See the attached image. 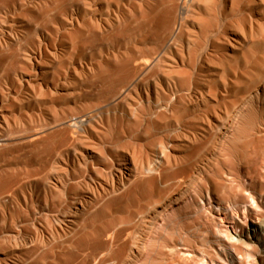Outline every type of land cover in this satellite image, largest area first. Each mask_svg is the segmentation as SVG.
<instances>
[{
    "label": "rangeland",
    "instance_id": "374dc122",
    "mask_svg": "<svg viewBox=\"0 0 264 264\" xmlns=\"http://www.w3.org/2000/svg\"><path fill=\"white\" fill-rule=\"evenodd\" d=\"M26 1L27 2H31V5H29L30 3H27ZM140 1L141 0H48V1H46V0L45 1H43V0H41V1L40 0H38V1L37 0H30V1H28V0H0V22H1L0 23V27H1L0 28V101H1L0 102L1 103L0 106L2 105L1 107L2 108L4 107L2 109L3 110L2 111L3 112L2 115L3 116L4 115H6V116L8 115L7 118L5 116V117L1 118V120H0V136H2V138L0 139V141H8V140H14V139L21 138L23 142H25V141L28 142V141H31V140H34L35 138H37L36 136L39 133H42L41 131L44 132L43 136H45V137L47 135H48L47 137H51L52 135H53L52 137H55L57 134H55L54 132H56V131L58 132L59 129H60V127H58L59 126V123L58 122L56 123V118H61V117L65 116V115H67L69 113H73V114L74 113L77 114V113H81V112H87V113H90V114L92 113L91 115L97 116L99 119H101L102 121H104V123H106L105 124L106 125L105 126L106 127L105 129H107L109 127L110 129L109 128L107 129L109 132L111 130H113L114 128L117 131L119 129V127L121 128V126L123 124V122H122V116L129 112L128 111V108L123 103L124 102V98L123 97H125L127 95L128 89H126V88L123 89L121 95H118V96H116L114 98H111L108 101H107V98L110 97L111 96V93H112L110 91V89H105L104 88L105 91L102 90L101 92L97 91V89L99 87H101V86L104 87L105 84H106L105 85L106 87H108V86L110 87L111 84L114 85V86L115 85L117 86V85H120V84H121V86L122 85L124 86L125 85V82H123V80L124 81L126 80V78H124V77H126L125 74H128L127 72L129 71V67L127 66V61L130 60V61L133 62L132 64L135 67H140L141 68V72L139 73V75L136 76V78H135L136 80H134V82H136V83H142V85H144L146 87H150L151 90L153 91V92L151 91V93H150V99L152 98L153 100L152 99L151 100L150 99L148 100L146 94L144 93L143 100H140V99H138L136 97V101L135 100L128 101L127 103H128V105H133L132 107H133L134 112H136L139 115H142L143 114V116H145L144 128L148 127V123L150 125H152V127L154 129H152L151 126H149V128L151 127L150 129L153 130V131L151 130L152 138L154 137L153 139H156V141L154 142L153 139H150L151 142H149V140L143 141V142L142 141H138V144H137V141H133V143H132V146L133 147H131V145H125L126 146V149L125 150H124V148H125L124 144H126V143L121 142L122 144L121 143L120 144L123 145V146H121L122 148L119 145V150L121 152L122 151H126V152L128 151L131 156H133L134 155V152H136L135 155H136L137 165H138V162H140L139 165L145 166L146 168L147 167L148 168H152V169H153V165H151L152 164L151 163L152 162V159H155V163H161L163 161V158H164V154L162 153L163 151H165V153L168 152L167 154H171V156L173 154H175L176 156L173 155L174 159L177 157L176 160L182 161V160L185 159L183 157H186V156L189 157V154L190 155L191 154H196L197 149L199 147H201L200 145L204 144L205 141H206L205 143H207L208 142V139H210V138H208V136L209 137L211 136L210 132L209 131L207 132V130L204 131L205 130V126H206L205 120H206L207 116H210L211 115V116H213V118L215 117L214 120H215L216 123L218 122L217 123L218 124V127H221V125L223 124L222 125V128H227L226 125L229 123V120H228L229 118L238 119L236 121V124L234 125L236 128L233 126V129L228 134L229 136L226 137V139L228 138V141L229 142L227 140H226L227 142L225 141L226 144L224 143L225 146L222 148V154H220L219 159H217V160H220V162H221V160H223V161L225 160L224 162H226V165L224 164V162L223 163L221 162V164H220V162L217 161V160H216L217 162L214 163V165H213V166L216 167V169L217 168L219 169V166L221 165L222 168L220 167L221 169H219V170H221L222 173H220L221 171L220 172L219 171L217 172V170L215 169V167L212 166L213 172H212V169L211 168L207 170V172L205 173L206 174L205 179H207V180L203 181L202 185H203V187H205L204 190H206L207 188H210V189L213 190L212 192H216L219 189L218 187L220 186L221 182H224L222 180H225V182H226L227 179L230 178L226 182V183H228L229 181H231L233 179V176L232 175L234 174L235 175L234 176V179H233L234 181L235 180H239L240 177H241V180L243 179L242 180L243 182L247 181L245 183H247V187H248L247 190L248 191L250 190L251 187H253V185H254V187H257V189L259 188V190L261 188L263 189L264 188V184H263L264 182H262V181H263L264 178H262L260 176H262L264 174V148L262 149V147H264V143H263L264 142V140H263V138H264V85H263L264 84V0H259V1L258 0H253L255 3L252 2V0H244V1H242V0H146V1L145 0H142L141 1L142 3H140ZM176 1L178 3L176 5H178V7L180 8V10L181 11L183 10V11L181 12V14H179L177 16V18H173V19H175V21L174 20L173 21H171V20L168 21L169 18L171 19L172 17H174L172 11H173V9H174V7L176 5H174L173 3L174 2L176 3ZM162 2L165 5H168L169 2H171L170 3L171 5L165 6ZM166 3H168V4H166ZM248 3H251V4H248ZM181 4H182V6H181ZM199 4H200L201 7L199 6ZM163 5H164V7H162ZM139 6L142 7V8H140V10H139ZM161 7L164 10H162ZM185 7H187L188 9L185 8ZM80 9H81V11H80ZM165 11H166V13H165ZM190 11H191V13H190ZM224 11H227V12H224ZM155 12L157 14H155ZM250 12H251V14H250ZM213 13L214 14L217 13V14H215V16H214ZM245 14H247L248 19H247V16ZM4 15H6L8 18L5 17ZM9 15H10V18L11 19L9 18ZM171 15H172V17H170ZM256 15H258V16L256 17ZM151 16H153V17H151ZM218 17L219 18L222 17V19L221 18L219 19ZM148 18H151L153 21L151 22L150 21L151 19H148ZM203 18H205V19H203ZM212 18H214L215 22H213L214 20ZM166 20L168 22H171V23L175 22L176 23V26H173V25H175V23H173L171 25V27H170L169 23ZM195 20H196V22H195ZM255 20H256L257 23H254ZM44 21H45V23H44ZM79 21H81V22H79ZM84 21H85V23H84ZM98 21H100V22H98ZM139 21H141V22L139 23ZM136 22H138V23H136ZM153 22H155V23H153ZM101 23H103V24H101ZM151 23H152V25H151ZM134 24H135V26H134ZM136 24L138 25V27H137ZM139 24H140V26H139ZM142 24L144 26H142ZM146 24L149 25V26H146ZM165 24L166 25H169V26H165ZM210 24H212L213 27H211ZM230 24H232V25L230 26ZM2 26H3V28H2ZM132 26H134V27L132 28ZM164 26L166 27V31L168 29L169 32L168 31L167 32L165 31V27ZM208 26L211 29H209ZM124 27L125 28L128 27V29H125ZM141 27H144V28H141ZM226 27L228 28V31H226V30L223 31V28L225 29ZM120 28H121V30H120ZM122 28H123V31H122ZM93 29H94V32H92ZM95 29H96V32H95ZM116 29H117V31H116ZM119 30H120V32H119ZM163 30H164V34H163ZM97 32H99V33H97ZM93 33H95V34L97 33V34L95 35ZM100 33H101L102 36L100 35ZM112 33H114L115 35L112 34ZM122 33H124V34L122 35ZM186 33H187V35H186ZM110 34H112L113 37ZM119 34H121V35H119ZM126 34H128L127 37L125 36ZM106 35L110 38V40H108L109 38L107 39V36ZM94 36H99V37L96 38ZM114 36H116V37H114ZM186 36H188V37H186ZM104 37H105L106 40L104 39ZM4 38L6 39V41H5ZM103 40L105 42H103ZM171 40H172V42L169 43V41H171ZM52 42L53 43L55 42V43L50 45L49 43H52ZM43 43H44V45H43ZM94 43H95V45H94ZM249 43H250V45H249ZM72 44H73V47H72ZM209 44H210V47H209ZM47 45H50L49 46L50 49L48 48ZM52 45H53V48H51ZM17 46H18V49H17ZM97 46L99 47V49H98ZM217 47H221V49H222V50H219V54H217L218 53V49H216ZM209 48H211V49H209ZM223 48L225 49L224 51H223ZM46 49H47V51H45ZM15 50H16L17 54H15L16 53ZM105 50H106V52H105ZM51 51H52V53H51ZM151 51L154 52V54L152 52L153 55L151 54ZM124 52H126V53H124ZM12 53H14V54H12ZM18 53H20V54L18 55ZM44 53H46V54H44ZM157 53H159V54H157ZM200 53H202V55ZM150 55H151V57L153 56L152 59H151ZM154 55H156V56L154 57ZM214 55H215V57H214ZM142 56H144V57H142ZM183 56L185 57V59H184ZM192 56L194 57L193 58V61H195V59H197V61H195L196 63L194 62L195 64L192 62ZM222 56H223V58H222ZM100 57L102 58V60L100 59ZM141 57H142V60H141ZM145 57L146 58H149V59H146ZM198 57H200V58H198ZM38 58H39L40 61L38 60ZM221 58H222V60H221ZM93 59H95V60H93ZM206 59H207V61H206ZM219 59L222 62L221 65H219L220 64ZM224 59H225V61L227 63H225ZM230 60H231V62H230ZM94 61H95V64L92 63ZM97 61L100 62L99 63L100 65L97 63ZM117 61L120 62V64L123 65V66H121L122 69L120 67V69L117 70L118 68H117V66L115 64V62H117ZM199 61H200V63H199ZM214 61H215V63H214ZM170 63H172V64H170ZM73 64H75V65H73ZM188 64L190 65V67H189ZM84 65H85V67H84ZM91 65L92 66L94 65V66L92 67ZM178 65H180V66H178ZM199 65L201 67L200 70H198L200 68V67L198 68ZM62 66L64 67V69L62 68ZM192 66H195V67H192ZM28 67L31 68V69H29ZM126 67H128V69ZM186 67H189V68H186ZM227 67H228V69H227ZM167 68H169V69H167ZM176 68H178V69H181L182 68V69L179 72V70H177ZM212 68H213V70H212ZM25 69H27L26 70L27 72L24 71ZM174 69L176 71H174ZM183 69H184L185 72L183 71ZM53 70H54V72H53ZM69 70H70V72H69ZM37 71L40 72V73H38ZM61 71H64V72H61ZM182 71H183V74H181ZM196 72H199L200 73V74L198 73L200 75V76L198 75L199 77L197 76V73ZM165 73H166V75H165ZM173 73H174V75H173ZM177 73H178V75H176ZM201 73L202 74H205L206 73V74L205 75H202ZM221 73H223V74L221 75ZM112 74H115V75H112ZM119 74L122 75V76H120ZM140 74L143 75V76H141ZM191 74L193 76H190ZM24 75H26V76H24ZM104 75H105V77H107L106 79L105 78L102 79V77H104ZM106 75H109V76H106ZM152 75L153 76L155 75V78ZM22 76H24L25 78H29V76H32L31 77L32 78L31 80H32V83L33 84L32 83L26 84V85L23 84V83L22 84H19V79ZM165 76L167 78H165ZM99 77H101V78H99ZM150 77H151V81H150ZM186 78H187V80H184ZM188 78H190V79H188ZM99 79H101V80H99ZM114 79H115V82H114ZM146 79H147V81H146ZM195 79H197L198 82H199V83H196L197 84L196 86H195L194 83L197 82V80H195ZM200 79H202V80H200ZM61 80H63L64 82L63 81L61 82ZM86 80H87L88 83L86 82ZM117 80H119L120 82L117 81ZM144 80H145V82H144ZM153 80H154V82H153ZM189 80H192V81H189ZM17 81H18V84H17ZM59 81H60V83H59ZM82 81H83V83H82ZM166 81H168V82H166ZM180 81H182L181 85H183V89L185 90L184 91L183 89H181L183 92L180 91V89L176 90V89L173 88V87H175L174 85H180V83H179ZM184 81H186V82L184 83ZM84 82H86V83H84ZM92 82H94V83H92ZM116 82H118V83H116ZM187 82H188V84H187ZM189 82H190V84H189ZM97 83H98V85L95 86V84H97ZM102 83H103V85H102ZM99 84L101 86H99ZM156 84L160 85L161 86V90H163V92H160L159 91V95L160 96L159 95L157 96L156 94H152L155 91V86L154 85H156ZM191 84L192 85L194 84L193 85L194 88H193V86H191ZM213 84H215V85H213ZM220 84H221V86H220ZM187 85H190V86H187ZM210 85H211V87H210ZM84 87H86V88H84ZM131 87L132 86H130L129 88H131ZM185 87H186V89H185ZM188 87L189 88L192 87L193 88V89L191 88L192 91ZM198 87H200V89ZM19 89H22V90H19ZM56 89H59V90L57 91ZM203 89H205V91ZM262 89H263V92H262ZM52 90H54V91H52ZM167 90H169V91H167ZM171 90H173V91L176 90L177 92L178 91L179 92L177 93L175 91V93H174ZM187 90H189V91H187ZM211 90H213V91L215 90V94H213L214 92L211 91ZM55 91H57L58 93L57 92L55 93ZM72 91H74V92H72ZM228 91H229V95H228ZM20 92H22V93H20ZM92 92L94 93V95L92 94ZM189 92H191V93H189ZM220 92L221 93L223 92V94H221ZM4 93H5V95H4ZM13 93H15L16 95L13 94ZM183 93H185V94H183ZM186 93H187V95L188 94H193L192 95L193 96V101H194L193 104L190 103V101H189L190 98H189V96L186 95ZM201 93H206L205 97H207L208 99L205 100V101H200V99H201L200 98ZM208 93H210V94L208 95ZM211 93H212V95L215 96L214 97V98H216L215 100H214L213 96L211 95ZM175 94H178V95H175ZM1 95H3V97ZM161 95H163V96H161ZM166 95L167 96L175 95L174 98L175 99L177 98L178 100L176 99L177 100L176 101L175 99H173L172 98L173 96H171L170 99H169V97H167ZM219 95H222V96H219ZM227 95L229 96L228 97V100L229 101L227 100ZM17 96H18V98H17ZM164 96L167 97V98H163ZM180 96H183V97H180ZM19 97H20V99H19ZM120 97H121V99H120ZM171 98H172V100H171ZM181 98H182V100H181ZM183 98H184V100H183ZM53 99H55V100H53ZM57 99H59V100H57ZM165 99L166 100H169V101L167 102ZM217 99L220 100V102H218ZM225 99H226V103H225ZM52 100H53V102H52ZM160 100H161V102H159ZM210 100H211V103H210ZM81 101H83V103ZM90 101H91V103L92 102L93 103L91 104ZM116 101H118V102H116ZM141 101H142V103H141ZM174 101H175V104H174ZM181 101H183V102L182 103H179ZM197 101H199V102H197ZM221 101H223V104H225L224 106H221V105H223V104H221L222 103ZM94 102H95V106H93L94 105ZM5 103H7V104L5 105ZM35 103L38 104V105H36ZM68 103H69V106L70 107L68 106ZM87 103H88V105H87ZM102 103H103V105H101ZM13 104H15V107H14ZM48 104H50V106H48ZM51 104L54 105V106H52ZM136 104H137V107H136ZM149 104H150V106H149ZM227 104H229V105H227ZM42 105H43V107H42ZM174 105H176V106H174ZM213 105L214 106L216 105L218 107V109H217L216 106H215L216 107L215 108ZM226 105L229 106V107H227ZM60 106L63 109L62 108L59 109ZM117 106H118V109H117ZM177 106H179V107H177ZM211 106H212V109L213 110H214V108L217 110V116H216V111H213L211 109ZM36 107L40 108V110L37 109ZM56 107H57V109H56ZM104 107H106V108H104ZM144 107H146L145 108L146 113L148 112V108H149L150 114H147L146 115V113H142L141 112L142 113L141 114L139 112L140 109L141 110L142 109L144 110ZM173 107H177V109H175ZM208 107L210 108V110H212V111H210L211 114L210 113H207L209 111V108ZM35 108L37 109V111H36ZM71 108H73V109H71ZM138 108H140L139 111H138ZM151 108H153V110H155V111L152 112L153 110ZM173 109H175L176 111L175 110L173 111ZM219 109H220V111H219ZM243 109H245V111H243ZM6 110H8V111H6ZM88 110H90V111H88ZM115 110H117V111H115ZM202 110L203 111L205 110V113L202 112ZM206 110H208V111H206ZM236 110H238V111H236ZM25 111H26L27 114L25 113ZM33 111H35V112H33ZM199 111H200L201 114L199 113ZM161 112H162L161 115H163V117H161V115L159 117H161V118L164 119L165 114H167L166 115V120L167 121H165V119L162 120L161 118L160 119L158 118L157 115L160 114ZM163 112H166V113L163 114ZM105 113H107V114H105ZM184 113H186V114H184ZM188 113H191V116L192 117H190V114H188ZM196 113H198L197 114V117L195 116ZM202 113H204V115H207V116H204ZM240 113L242 114V116H241ZM180 114H182V115H180ZM183 114L186 115V116H184ZM187 114H188V116H187ZM192 114H195L194 117H193ZM24 115H26V116H24ZM40 115H42V117ZM199 115H202L201 118L203 117L204 120L201 119ZM35 116H37V117H35ZM168 116H172L173 120H172L171 117H170V119H168L167 118ZM173 116H176V117H173ZM27 117L30 119L31 122L28 120ZM103 117L104 118L107 117L106 119L108 120V127H107V120L104 119ZM149 117L151 118V120H150ZM217 117H218L219 120L217 119ZM10 118H12V119H10ZM147 118H148V120H147ZM6 119H8V121ZM181 119L184 120V121L193 120L192 121L193 124H192L191 121L189 123H190L191 126H193L192 128H194V129H192L190 125L186 124L188 122H186V123L185 122H182ZM14 120H15V123H13ZM17 120H18V122L20 121L19 122L20 125L17 122ZM119 120H120L121 124H118ZM175 120H177V121L175 122ZM2 121H3V123H2ZM147 121H149V122H147ZM155 121L157 122L156 124L154 123ZM162 121H165V122H162ZM35 122H36L37 125L35 124ZM150 122L151 123L153 122L154 123V126H153V123L151 124ZM237 122L240 125L239 127L237 126V124H238ZM12 124H13V126H12ZM27 124H30V125L28 126ZM114 124L119 125V126L118 127H115V126L112 127L111 125H114ZM169 125L171 126L172 129L170 128ZM173 125H175L176 128H173L174 127ZM177 125L180 126V127L178 128ZM185 125H186V127H184ZM196 125L198 127H201V128H198ZM155 127H156V129H155ZM162 127L163 128L165 127L164 130H163ZM183 127L185 128L184 130L187 129L186 130L187 132L186 131L182 132L183 131ZM34 128H36V130ZM167 128H170V129H167ZM195 128L197 130H195ZM115 129L113 130L114 132L112 131L113 134L115 133ZM160 130H161V132H160ZM191 130L193 132H196L197 135L199 136V138L201 137L200 139H202L200 141L199 145L197 146V148L195 147L196 150L194 149V147H191L189 145V142H190L189 139H190V137H192V134L193 135L196 134V133H193ZM18 131H19L20 134L18 133ZM25 131H27V132L25 133ZM132 131H134V133H135V128L134 127H133V130ZM188 131H189V133L191 132V134H189ZM215 131H217V130H213L214 133H215ZM233 131H235L234 132L235 134H233ZM237 131H239V132H237ZM112 132H110V134H112ZM157 132H159V135H157L158 134ZM198 132H199V134H198ZM250 132H252V133H250ZM103 133H107V132L104 130ZM186 133H188V134H186ZM207 133H209V134H207ZM238 133H239L240 136L238 135ZM206 134H207V136H206ZM153 135H156V137L157 136H159V137L162 136V137L159 138V140L161 139L162 142L164 141L163 143L161 142V144L159 143V145L161 147L158 145V142H160V141H157V138L155 136H153ZM233 135L234 136L237 135V136L234 137ZM181 136L184 137V140H183V138ZM29 137H35V138L34 139L31 138V139L28 140ZM170 137L171 138L173 137V138L171 139ZM174 137L175 138H178L177 141H175L176 139ZM204 137H206V138H204ZM179 138H181V140ZM261 139L263 140L262 142H261ZM166 141L169 144L166 143ZM139 142L142 143V144H140ZM148 142H149V144H148ZM152 142L154 144L156 143L158 146L157 145L154 146V144ZM184 142L186 143V146L187 147L185 146V143ZM146 143L148 145H152V144L153 145L151 147H148V145ZM150 143H152V144H150ZM259 143L262 144V146H260ZM138 145H140V146H138ZM164 145H165V148L162 147ZM226 145H228V146H226ZM128 146H129V148H127ZM169 146H170L171 149H173V148L174 149L171 150L170 148H168ZM173 146H175V147H173ZM138 147H139V151H138ZM153 148H154V150H153ZM157 148H160V149L156 150ZM175 148L177 150H175ZM189 148H191V149H189ZM225 148L228 151H225L226 150ZM141 149H143L144 151L143 150L141 151ZM27 150L28 149H26V150L25 149H22L20 152L19 151L18 152H15L13 154V157L10 156L11 157L10 158L11 160L9 158H6L5 159L4 157H7L6 155L0 156L1 157L0 158V161L2 160L0 162V164L1 163H4V165L3 164L0 165V169L1 170H3V168H4L3 171H0V174L2 176H5V174H8L9 172H12L13 171V167H14V170H15L14 173H17V172L19 174H21V173H28V175H29V177L31 179V180L30 179L28 180L27 179L28 176H25V178L22 179V177H24L22 175L21 177H19L21 179V181H20V179H18V180H16L17 183L15 181V182H13V183L10 184V186H11L12 189L10 188L9 185L8 186L5 185V189L3 191H1L0 194L3 195V192L4 191H7V192H4L5 194L3 196L2 195H0V196L3 197L4 200L7 202V199L11 195H13L15 193L14 194V195H16L15 197L17 199L19 198L17 200V203L18 204L20 203L19 204V206H20L21 204L24 203L23 200H22V197L20 195H22L23 192H25L27 189H29V190H27L26 192H29V193H32L33 194L34 189H35L36 195H35V193L33 194V195H35L34 196L35 197V199H34L35 201H34V203H32V205H35L37 203L38 205L37 204L36 205L38 207L39 206V203H41V202L43 203L44 200H45L44 199V193L42 192L43 189H42V187L39 184L41 182L40 176L42 174H43V176L46 175V174H49V172H50L49 170L50 169L47 168V167H48V163L51 160V156L48 155V156H45V157L39 159L38 156L35 155V154L32 155V156H31V154L27 155L25 153V152H28L29 151V150L28 151ZM146 150H147V152H146ZM193 150L195 151V153H194ZM172 151H173V153H172ZM191 151H193V152L191 153ZM144 152H145V154H143ZM138 153H141V155L143 157L140 154H138ZM146 153H147V155L149 157L146 155ZM186 153L187 154L189 153V154L188 155H185ZM223 153H226L229 156L227 155V158H226L225 154H223ZM15 154H16V157H18L19 159L14 156ZM17 154H20V155L18 156ZM162 154H163V157L160 156ZM183 155H185V156H183ZM146 156L148 157L147 160H146V158H144ZM34 157H36L37 159L34 158ZM47 157H48V159H47ZM140 157H142L145 160H143L142 158L140 159ZM158 157H159V159H158ZM178 157H181L182 159L181 158H178ZM13 158H15V159H13ZM25 159H27V160H25ZM29 159L31 160V162L29 161ZM6 160L7 161H10V163L9 162L7 163ZM14 160H15V162H14ZM5 161H6L7 164L5 163ZM21 161L25 162V165H27V166H24L23 165V162H21ZM18 162H20V163H18ZM43 162H44V164H43ZM141 162H142V164H141ZM28 163H29V165H28ZM10 164H11V166H9ZM217 164H218V167H217ZM32 165L35 168L32 167ZM15 166L17 167L16 169H15ZM19 166H20V168H19ZM36 166L37 167H41V169L40 168H37ZM224 166L225 167L227 166V169L228 170H226V168ZM10 167H11L12 171L10 170ZM22 167H24V169ZM25 167H26V169H25ZM18 168L21 171V173H20L19 170H17ZM5 169L6 170L8 169V170L6 171ZM36 169H39V170H36ZM183 169H185V168H183ZM22 170H25V171H22ZM32 170H33V172H32ZM34 170L37 171V172L35 173ZM182 170L180 169L179 171L181 172ZM229 170L230 171L232 170V172H230ZM187 171H188V169L186 168L185 171L184 170L182 171L183 173L181 172L182 175L184 174L183 177H182L181 173L180 174L178 173L179 174V177H180V178H177L178 176L176 177L178 180H176V179H175L176 181L175 180H172V181L170 180L171 182L170 181H167L166 182L167 184H165V182H164L161 185H159V187H156L154 190L155 191L158 190V192H155V194H154V191H152L153 193H150V195H149L150 196V199L146 195H145L146 197L141 198V200L143 199L147 203H145L144 201H142V202L140 201V203H138V204L139 205L143 204L145 206V204L153 203V204H150L149 205L150 206L149 210H150L156 203L159 202L158 200L163 199V198H160L162 195L165 196L164 194H166L167 192L168 193H170V191L172 192V190H175V189H173L174 187H178L176 185V183L178 185H180V183L183 182V180H185V178H186L185 176L188 175ZM215 171L218 174H220V175L221 174L224 175L223 176L224 179L222 178V180H220L222 176L220 177V175H218L217 173H215ZM240 171H242L243 174ZM227 172H230V173H227ZM2 173H4V174H2ZM34 174L36 176H34ZM38 174L40 175L39 177H38ZM209 174L211 176H214V177H211L212 179L209 178L208 177ZM215 175L219 176V179H217V177ZM236 175H238L239 177H237ZM2 176H0L2 178V179L0 178L1 179L0 180V183H3L5 181V180H3V177ZM257 176L260 177V179ZM32 177H36V179L35 178H32ZM246 177H248V179ZM249 177H250V179H249ZM252 177H253V180H251ZM213 178H214V180H213ZM261 178H262V181H261ZM256 179H257V182L258 183L257 182L255 183ZM23 180L26 181V182L23 183L24 182ZM215 180H217V181L220 180L221 181V182L219 181L220 182L218 184L219 186L217 185V183H216ZM233 180H232L231 184L229 183V187H228V190L230 191L229 192L230 194L233 192V190L236 189L238 191L240 189L236 185L237 181H236V183H234ZM206 181H209V182H206ZM251 181H252V183H251ZM261 182H262V185H260ZM204 184H205V186H204ZM207 184H209L210 186L207 185ZM17 185H18V187H16ZM171 185H173L172 186L173 188L171 187ZM235 185L237 187H235ZM169 186H170L169 189H171L170 191H168V189H167ZM249 186H251V187H249ZM15 187H16V190H15ZM36 187H38V188L36 189ZM216 188H218V189H216ZM166 189H167V191H166ZM257 189H255V191H254V188L253 189L251 188V190L253 192H255V193H256V190ZM262 189H261V191H263V194H264V189L263 190ZM240 190H241V192H244L242 189H240ZM251 190L249 191V193L252 192ZM259 190L257 191V193L258 194H261V191H259ZM77 191L74 189V192L72 191V193L76 195ZM221 192H222V194H219L218 193L219 198L224 199L225 201H227L226 198L229 196V195H227V194H229L228 191H226L224 193H223V191H221ZM6 193H8V194H6ZM157 193H159L160 195L157 194ZM205 193L206 192H204V194ZM225 193H226V195H225ZM244 193L246 195V192H244ZM249 193H248V195H249ZM151 194L152 195L154 194L156 196L158 195L157 197L153 195L154 201L151 198L152 197ZM236 194L239 195V191ZM236 194H235V191H234V194L233 195L235 196ZM241 194H240V196H241ZM7 195H10V196H7ZM248 195H246V197H248ZM4 196H6V197H4ZM166 196H168V195L166 194ZM205 196L206 197H205V200L204 201L206 202L207 195H205ZM73 197H75V196H73ZM242 197L244 198L245 196L242 195L240 197L242 199L241 201H244V200L247 199V198L243 199ZM20 198H21V200H20ZM76 198H77V196H76ZM146 198H147V200H145ZM151 200H152V202H149ZM59 201L60 200L57 199V202H59ZM154 202H156V203L154 204ZM244 202H247V200L244 201ZM135 204L133 206L134 212L137 211V208H138V211L140 209V212H144L145 213L146 211H149L148 208H146V206L143 208L142 205H141L142 206L141 207V206H139V205L136 204L137 205V208H135L136 207ZM23 205H24L25 208L23 207ZM23 205H21L23 207L22 209L19 206H17V209H16L15 208L16 206H15L14 208L16 209L15 210L16 212L14 210H13L14 212L11 210L9 212V214H8V212L6 210H3V209L0 210V215L5 212L2 215V217L0 216V219L2 220V221L0 220V222H1L0 223V226H6L7 224L10 225V223L12 224L13 220L15 221L14 218H18V217L24 215L23 210H26V206L27 207H31L30 204H29V206L27 204L26 205L23 204ZM190 205L191 204H188L186 207L184 206L187 209H183L184 208L183 207L181 209V212L178 215L179 217L175 218V220H173L172 222L168 223L167 225L162 224L161 225V228L158 229L160 232H158V230H156V231L155 230H153V231L151 230L152 231V237H153V239L151 237V233H150L151 231L147 234V240L148 241H145V242H148L149 243V241H151L150 242L151 244L149 243L150 246H149L148 243L147 244H144V246H147L146 247L147 249L146 248L144 249V250H146V253L144 251L143 257L140 258V259H138V261L136 263H139L140 264L141 261H142V259L144 257H145L144 260L145 259L147 260V261L145 260L146 263L148 262V260H150L148 262V264L149 263L150 264L151 263L152 264H167V262H172L171 261L172 259H168V258H171V257L166 258L167 256H169L166 253H168V248L169 247H172L173 245H171V244H173L175 241L178 242V243L175 242L178 245L180 243L181 244H184L185 242L188 244L190 242L189 240H192L189 244H190V247L192 249H196L194 251H197L198 248H196V247H200V246H202L201 247V250H203L202 248L205 247L204 250L206 252H210V251L212 252L211 249H214V248H212V246H214L215 249H218V247H219L218 241L215 242L213 240L212 241L211 240H208L209 238L211 239V236H212V231L210 230V225H212V224L208 223V221H207V218L209 217L207 211L204 210V209H202V211L200 209L198 210V208H196V206H193V205L190 206ZM133 208H131V209L133 210ZM132 210L130 212L131 214L133 212ZM187 210H188V212H187ZM195 210H197V211H195ZM41 211H42V208H41ZM204 211H205V214H206L205 216L207 218L203 214ZM134 212H133V216H130V217H125L126 213L121 214V215L122 216L124 215L123 217L127 218L128 220H129V218H131V219L133 218V221H134L135 220L134 217L136 216V214ZM232 212L233 211H229L228 214H232L233 215ZM42 213L43 212H40L39 214H37L38 217L35 216L36 218L32 219L31 221L32 222H34V221L36 222L37 219L39 220L38 222L40 224L37 223V222L36 223L39 226L41 225L42 227L41 226L40 227L42 229H44V230L46 229L45 231L47 233L45 234V236L47 237V239H45L46 238L45 236H44L45 238L43 240H42V238L41 239L38 238V236L36 237V235H37L35 233L36 231L34 230L33 227L30 226L29 228H27L28 231L25 232L26 235L24 234L26 236V239L28 240V242L32 241L33 242V245H34V243L37 244L36 242H38V241L39 242H43L44 241V242H50V243H52V242H55V243H65V242H68V239L71 240L72 233L70 234V231H68V232H66V231L65 232L64 231L63 232L62 231L61 232L60 231L57 232L56 229L58 227H56V226H58V222H54V221L51 222L50 221V219L54 216V213L53 212L51 213V214H53V216L52 217H49V218H45L43 215H41ZM45 213H47V212H45ZM240 213L238 214L239 220L236 217L237 214H235L236 216L233 215V219L230 218L232 215L231 216L228 215V218H230L232 221H230V220L228 221V219H227V221L230 222V223H227L226 220L223 221L222 222V223H224L223 226L219 224L220 221H217L218 222L217 225H220V226L219 227L217 226V228H218L217 229V228H214V225H213V230H216L215 232L218 231L219 233H221L223 235V233L227 229L226 227H229L230 230H232L233 225H234V222L237 221L238 223L240 222V224H242L243 222L246 223L245 222L246 220L244 219V214L243 213H242L243 214L242 215L243 218L240 220V218H241L240 217ZM256 213L259 214V215L254 214V217H256V216L261 217L262 216L261 218L264 219V217H263L264 216V211L263 210L260 211V212H256ZM10 214L13 217V218H11V220H10ZM202 214H203V217L204 218L202 217ZM17 215H18V217H17ZM3 216L6 217V218L8 217V218L6 219ZM40 217H42V218H40ZM191 217L192 218L195 217L194 218L195 220L193 219L195 222L197 221L196 219L198 217L199 224H200V221L202 220L201 221V225H204V226H201L200 225L198 227L197 226L198 221L196 223L193 222V223L196 224V225L194 224L195 226L194 225L191 226V224H193L192 223L193 220H192ZM199 217H201L200 220H199ZM250 218L251 217L248 216V219L247 220L249 221V220L252 219V218L251 219ZM41 219H43V221ZM131 219H130V222H131ZM5 220H6L7 223L4 224ZM44 220H45V222H44ZM48 220H49V222H48ZM51 220H53V218ZM203 221H205V222L202 224ZM206 221L210 225H208L206 223ZM249 222H251V221H249ZM42 223H44V224H42ZM205 223H206V226H205ZM24 225L25 224H22V227ZM226 225H228V226H226ZM189 226L193 228L192 231L190 230L191 228H189ZM47 227H48V229H47ZM53 227H56V228H53ZM181 227H182L183 230L180 229ZM206 227H207L208 230L206 229ZM125 228L126 227H124V229L123 228L120 229V231H119L120 233L118 232L117 237L115 236L114 233L111 234L110 236H112V237H110V240H114V238L115 239L118 238V240H120V239L122 240L124 238L122 241L124 242V244H126V242L129 241V235L131 236L130 237V240L132 239V234H133L132 232H134V230H132L130 228L128 229V227L125 230ZM196 228L198 230H195ZM203 228H205L204 229V232L205 233L202 232L203 231ZM222 228L224 229V231H223ZM188 229H189V231H188ZM200 230H202V231H200ZM126 231H128V232H126ZM129 231H130V234H128ZM184 231H186V232H184ZM222 231H223V233H222ZM32 232L35 234V237L38 238L37 240L32 235L33 234ZM48 232L51 233V234H48ZM56 232L58 233V235L56 234ZM181 232L183 233V235H182ZM196 232L199 235H196ZM208 233L211 234V236H208L209 235ZM149 234H150V236H149ZM160 234H162V235H160ZM237 234L239 235L240 232L237 233ZM24 235H23V237H25ZM48 235H51V237L48 236ZM125 235L126 236L128 235V236L126 237ZM187 235L188 236L190 235V237H188ZM119 236H120V238H119ZM136 236H139V233H137ZM154 236H155V238H154ZM159 236H160V239H159ZM186 236L189 239L185 240L186 239ZM59 238H60V240H59ZM199 238H200V240H199ZM205 238H206V240H205ZM61 239H63V240H61ZM125 239H127V240H125ZM157 239H158V241H157ZM154 240L157 241V243L156 242H153ZM195 241L197 242V245L198 246L195 245V243H196ZM202 241H203V243H205L206 241H208V243L206 242L205 245L204 244L202 245V243H201ZM152 243L154 245L153 248L151 246ZM186 243L184 245H187ZM165 244L166 245L167 244H170V245H168L167 247H165L166 246ZM189 244H188V246H189ZM193 245H195V246H193ZM255 246H253V249H255V251L252 250L251 253L254 254V255L253 254L252 255H253V257L255 256L256 259H255V257L254 258L253 257L250 258L249 260L253 259V260H251L253 262L250 261V263H249V261L248 262L246 261L247 264H252V263L255 264L258 261H260L259 259H261L260 258L261 256H264V253H263L264 248L263 247H260V246H258L260 248H258V247L255 248ZM162 247H164V248L162 249ZM209 247H210V249H209ZM166 248H167V250H166ZM207 248L209 249V251H207L208 250ZM149 249L151 250L152 256L150 255V250ZM152 249H153V251H152ZM161 249L163 250V252L161 251ZM204 250L202 252H204ZM198 251L200 252V249ZM147 252H148V254H147ZM163 253H165V254H163ZM256 254H257V256H256ZM161 255L162 256L164 255L165 258L164 259L161 258ZM179 255L176 256V259L178 258ZM258 256H259V258H258ZM149 257H150V259H149ZM158 257H160V259H158ZM179 257L180 258L182 257V259H181L182 261H183V259L186 258L185 256H179ZM183 257H185V258H183ZM180 258H178L177 260L179 261ZM157 260H158V262H157ZM162 260H166V261L165 262L164 261L162 262ZM255 260H257V262ZM143 261H142V264H144ZM154 261H156V262L154 263ZM107 264H109V263H107ZM183 264H186V262H184ZM225 264H233V263L231 261H229V263L227 262ZM257 264H259V263H257Z\"/></svg>",
    "mask_w": 264,
    "mask_h": 264
},
{
    "label": "bare ground",
    "instance_id": "6f19581e",
    "mask_svg": "<svg viewBox=\"0 0 264 264\" xmlns=\"http://www.w3.org/2000/svg\"><path fill=\"white\" fill-rule=\"evenodd\" d=\"M28 1H30V0H28ZM38 1V0H37ZM41 1V0H40ZM43 1H45V0H43ZM46 1H48V0H46ZM142 1V0H141ZM140 1V3H142ZM146 1V0H145ZM144 1V2H145ZM242 1H244V0H242ZM259 1V0H258ZM27 2V1H26ZM143 2V3H144ZM164 2V1H163ZM162 2V3H163ZM189 2V1H188ZM187 2V3H188ZM191 2V1H190ZM237 2V1H236ZM252 2H254L253 0H252ZM27 3H30L29 5H31V2H27ZM26 3V4H27ZM99 3V2H98ZM110 3V2H109ZM115 3V2H114ZM151 3V2H150ZM171 2H169V4L168 3H166V4H168V5H171L170 4ZM255 3V2H254ZM2 4V3H1ZM18 4V3H17ZM35 4V3H34ZM108 4V3H107ZM106 4V5H107ZM145 4V3H144ZM164 4V3H163ZM174 5H176V4H178L177 3V1H176V3L174 2L173 3ZM172 4V5H173ZM180 4V3H179ZM191 4V3H190ZM236 4V3H235ZM248 4H251V3H248ZM94 5V4H93ZM139 5V4H138ZM165 5V4H164ZM164 5L162 6V7H164ZM168 5H165V6H168ZM202 5V4H201ZM19 6V5H18ZM118 6V5H117ZM116 6V7H117ZM181 6H182V4H181ZM199 6H200V4H199ZM203 6V5H202ZM241 6V5H240ZM239 6V7H240ZM14 7V6H13ZM92 7V6H91ZM97 7V6H96ZM108 7V6H107ZM112 7V6H111ZM151 7V6H150ZM162 7H161V9H162ZM188 7V6H187ZM187 7H185V8H187ZM201 7V6H200ZM253 7V6H252ZM78 8V7H77ZM81 8V7H80ZM84 8V7H83ZM95 8V7H94ZM140 8H142V7H140L139 6V10H140ZM236 8V7H235ZM188 9V8H187ZM191 9V8H190ZM201 9V8H200ZM116 10V9H115ZM160 10V9H159ZM162 10H164V9H162ZM185 10V9H184ZM198 10V9H197ZM204 10V9H203ZM215 10V9H214ZM6 11V10H5ZM21 11V10H20ZM80 11H81V9H80ZM101 11V10H100ZM122 11V10H121ZM153 11V10H152ZM158 11V10H157ZM183 11V10H182ZM181 10H180V8L178 7V5H176L175 7H174V9H173V11H172V13H173V16L174 17H172V15L170 16V17H172L171 19L169 18V20L168 21H175V19H173V18H177V16L179 15V14H181V12H182ZM217 11V10H216ZM252 11V10H251ZM7 12V11H6ZM19 12V11H18ZM108 12V11H107ZM119 12V11H118ZM161 12V11H160ZM189 12V11H188ZM200 12V11H199ZM224 12H227V11H224ZM223 12V13H224ZM24 13V12H23ZM22 13V14H23ZM77 13V12H76ZM91 13V12H90ZM165 13H166V11H165ZM171 13V14H172ZM190 13H191V11H190ZM13 14V13H12ZM20 14V13H19ZM21 14V15H22ZM120 14V13H119ZM133 14V13H132ZM155 14H157L156 12H155ZM195 14V13H194ZM200 14V13H199ZM204 14V13H203ZM214 14V13H213ZM215 14H217V13H215ZM215 14H214V16H215ZM250 14H251V12H250ZM17 15V14H16ZM74 15V14H73ZM107 15V14H106ZM123 15V14H122ZM201 15V14H200ZM199 15V16H200ZM246 16H247V14H245ZM5 17H7L6 15H4ZM19 16V15H18ZM104 16V15H103ZM102 16V17H103ZM154 16V15H153ZM153 16H151V17H153ZM162 16V15H161ZM181 16V15H180ZM202 16V15H201ZM206 16V15H205ZM218 16V15H217ZM245 16V17H246ZM258 15H256V17H257ZM15 17V16H14ZM160 17V16H159ZM253 17V16H252ZM255 17V16H254ZM8 18V17H7ZM9 18H10V15H9ZM75 18V17H74ZM96 18V17H95ZM104 18V17H103ZM189 18V17H188ZM201 18V17H200ZM219 18V17H218ZM221 19H222V17H220ZM219 18V19H220ZM11 19V18H10ZM9 19V20H10ZM98 19V18H97ZM148 19H151V18H148ZM165 19V18H164ZM168 19V18H167ZM203 19H205V18H203ZM202 19V20H203ZM210 19V18H209ZM213 20H214V18H212ZM218 19V20H219ZM247 19H248V16H247ZM246 19V20H247ZM13 20V19H12ZM15 20V19H14ZM93 20V19H92ZM102 20V19H101ZM189 20V19H188ZM199 20V19H198ZM201 20V19H200ZM207 20V19H206ZM250 20V19H249ZM8 21V20H7ZM6 21V22H7ZM143 21V20H142ZM145 21V20H144ZM151 22L153 21L152 19L150 20ZM167 21V20H166ZM167 21V22H168ZM212 21V20H211ZM225 21V20H224ZM253 21V20H252ZM263 21V20H262ZM79 22H81V21H79ZM98 22H100V21H98ZM141 21H139V23H140ZM195 22H196V20H195ZM213 22H215V20L213 21ZM1 23V22H0ZM44 23H45V21H44ZM75 23V22H74ZM73 23V24H74ZM84 23H85V21H84ZM90 23V22H89ZM136 23H138V22H136ZM146 23V22H145ZM153 23H155V22H153ZM169 23V25H170V27H171V25L173 24V23H175V22H173V23H171V22H168ZM167 23V24H168ZM171 23V24H170ZM200 23V22H199ZM209 23V22H208ZM254 23H257L256 22V20H255V22ZM261 23V22H260ZM8 24V23H7ZM12 24V23H11ZM101 24H103V23H101ZM100 24V25H101ZM144 24V23H143ZM142 24V26H144ZM216 24V23H215ZM218 24V23H217ZM226 24V23H225ZM252 24V23H251ZM3 25V24H2ZM15 25V24H14ZM17 25V24H16ZM60 25V24H59ZM63 25V24H62ZM137 25V24H136ZM151 25H152V23H151ZM169 25H166L165 24V26H169ZM232 24H230V26H231ZM255 25V24H254ZM41 26V25H40ZM64 26V25H63ZM75 26V25H74ZM102 26V25H101ZM134 26H135V24H134ZM134 26H132V28L134 27ZM139 26H140V24H139ZM146 26H149V25H147L146 24ZM145 26V27H146ZM164 26V27H165ZM173 26H176V23H175V25H173ZM190 26V25H189ZM210 26L211 27H213L212 26V24H210ZM249 26V25H248ZM70 27V26H69ZM80 27V26H79ZM137 27H138V25H137ZM228 27V26H227ZM226 27V28H227ZM1 28V27H0ZM2 28H3V26H2ZM63 28V27H62ZM71 28V27H70ZM125 28V27H124ZM136 28V27H135ZM141 28H144V27H141ZM147 28V27H146ZM173 28V27H172ZM178 28V27H177ZM191 28V27H190ZM208 28H209V26H208ZM224 29L223 28V31L224 30H226V31H228V28L227 29ZM81 29V28H80ZM125 29H128V27L127 28H125ZM124 29V30H125ZM130 29V28H129ZM179 29V28H178ZM206 29V28H205ZM209 29H211V28H209ZM253 29V28H252ZM39 30V29H38ZM41 30V29H40ZM54 30V29H53ZM103 30V29H102ZM120 30H121V28H120ZM120 30H119V32H120ZM132 30V29H131ZM137 30V29H136ZM238 30V29H237ZM247 30V29H246ZM61 31V30H60ZM63 31V30H62ZM116 31H117V29H116ZM122 31H123V28H122ZM126 31V30H125ZM130 31V30H129ZM138 31V30H137ZM147 31V30H146ZM165 31H166V27H165ZM167 31H168V29H167ZM166 31V32H167ZM201 31V30H200ZM206 31V30H205ZM248 31V30H247ZM4 32V31H3ZM8 32V31H7ZM14 32V31H13ZM56 32V31H55ZM92 32H94V29L92 30ZM91 32V33H92ZM95 32H96V29H95ZM149 32V31H148ZM165 32V33H166ZM169 32V31H168ZM178 32V31H177ZM40 33V32H39ZM61 33V32H60ZM97 33H99V32H97ZM96 33V34H97ZM116 33V32H115ZM126 33V32H125ZM133 33V32H132ZM184 33V32H183ZM201 33V32H200ZM204 33V32H203ZM207 33V32H206ZM7 34V33H6ZM13 34V33H12ZM56 34V33H55ZM93 34H95V33H93ZM95 34V35H96ZM109 34V33H108ZM112 34H114V33H112ZM112 34H110L112 37H113V35ZM124 33H122V35H123ZM129 34V33H128ZM128 34H126L125 36L127 37L128 36ZM163 34H164V30H163ZM172 34V33H171ZM232 34V33H231ZM247 34V33H246ZM100 35H101V33H100ZM115 35V34H114ZM119 35H121V34H119ZM130 35V34H129ZM142 35V34H141ZM170 35V34H169ZM186 35H187V33H186ZM226 35V34H225ZM224 35V36H225ZM3 36V35H2ZM60 36V35H59ZM102 36V35H101ZM105 36V35H104ZM107 36V35H106ZM117 36V35H116ZM116 36H114V37H116ZM162 36V35H161ZM199 36V35H198ZM221 36V35H220ZM223 36V35H222ZM250 36V35H249ZM255 36V35H254ZM41 37V36H40ZM65 37V36H64ZM94 37H96V38H98L99 36H94ZM120 37V36H119ZM123 37V36H122ZM121 37V38H122ZM155 37V36H154ZM169 37V36H168ZM175 37V36H174ZM186 37H188V36H186ZM236 37V36H235ZM58 38V37H57ZM109 37L107 36V39H108ZM158 38V37H157ZM228 38V37H227ZM5 39V38H4ZM42 39V38H41ZM59 39V38H58ZM103 39V38H102ZM104 39H105V37H104ZM125 39V38H124ZM141 39V38H140ZM163 39V38H162ZM161 39V40H162ZM173 39V38H172ZM211 39V38H210ZM226 39V38H225ZM255 39V38H254ZM45 40V39H44ZM53 40V39H52ZM56 40V39H55ZM101 40V39H100ZM106 40V39H105ZM108 40H110V38L108 39ZM142 40V39H141ZM219 40V39H218ZM5 41H6V39H5ZM181 41V40H180ZM251 41V40H250ZM256 41V40H255ZM254 41V42H255ZM263 41V40H262ZM36 42V41H35ZM103 42H105L104 40H103ZM113 42V41H112ZM170 42H172V40L171 41H169V43ZM210 42V41H209ZM220 42V41H219ZM55 43V42H54ZM53 42L52 43H49L50 45L51 44H54ZM97 43V42H96ZM163 43V42H162ZM199 43V42H198ZM214 43V42H213ZM240 43V42H239ZM206 44V43H205ZM223 44V43H222ZM244 44V43H243ZM248 44V43H247ZM43 45H44V43H43ZM50 45H47L48 46V48H49V46ZM94 45H95V43H94ZM169 45V44H168ZM184 45V44H183ZM201 45V44H200ZM231 45V44H230ZM242 45V44H241ZM249 45H250V43H249ZM6 46V45H5ZM61 46V45H60ZM64 46V45H63ZM159 46V45H158ZM212 46V45H211ZM248 46V45H247ZM56 47V46H55ZM54 47V48H55ZM72 47H73V44H72ZM96 47V46H95ZM94 47V48H95ZM98 47V46H97ZM186 47V46H185ZM201 47V46H200ZM205 47V46H204ZM209 47H210V44H209ZM215 47V46H214ZM223 47V46H222ZM229 47V46H228ZM235 47V46H234ZM20 48V47H19ZM39 48V47H38ZM51 48H53V45L51 46ZM58 48V47H57ZM104 48V47H103ZM156 48V47H155ZM208 48V47H207ZM220 48V49H219ZM17 49H18V46H17ZM50 49V48H49ZM56 49V48H55ZM60 49V48H59ZM98 49H99V47H98ZM97 49V50H98ZM123 49V48H122ZM126 49V48H125ZM209 49H211V48H209ZM216 49H218V53L217 54H219V50H222L221 49V47H217ZM215 49V50H216ZM54 50V49H53ZM58 50V49H57ZM92 50V49H91ZM95 50V49H94ZM108 50V49H107ZM205 50V49H204ZM225 49L223 48V51H224ZM37 51V50H36ZM40 51V50H39ZM45 51H47V49L45 50ZM100 51V50H99ZM109 51V50H108ZM124 51V50H123ZM159 51V50H158ZM208 51V50H207ZM212 51V50H211ZM15 52H16V50H15ZM60 52V51H59ZM105 52H106V50H105ZM152 52L153 51H151V54H152ZM157 52V51H156ZM180 52V51H179ZM216 52V51H215ZM43 53V52H42ZM51 53H52V51H51ZM89 53V52H88ZM103 53V52H102ZM108 53V52H107ZM106 53V54H107ZM120 53V52H119ZM124 53H126V52H124ZM148 53V52H147ZM146 53V54H147ZM203 53V52H202ZM202 53H200L201 55H202ZM222 53V52H221ZM220 53V54H221ZM229 53V52H228ZM234 53V52H233ZM12 54H14V53H12ZM15 54H17V52L15 53ZM20 53H18V55H19ZM35 54V53H34ZM38 54V53H37ZM44 54H46V53H44ZM105 54V53H104ZM128 54V53H127ZM153 54H154V52H153ZM152 54V55H153ZM157 54H159V53H157ZM162 54V53H161ZM195 54V53H194ZM208 54V53H207ZM71 55V54H70ZM110 55V54H109ZM149 55V54H148ZM182 55V54H181ZM193 55V54H192ZM196 55V54H195ZM222 55V54H221ZM9 56V55H8ZM111 56V55H110ZM109 56V57H110ZM125 56V55H124ZM156 55H154V57H155ZM194 56V55H193ZM192 56V62L194 63L195 61H197V59H195V61H193V57ZM226 56V55H225ZM224 56V57H225ZM243 56V55H242ZM6 57V56H5ZM12 57V56H11ZM17 57V56H16ZM19 57V56H18ZM36 57V56H35ZM80 57V56H79ZM102 57V56H101ZM100 57V59L102 60V58ZM104 57V56H103ZM121 57V56H120ZM142 57H144V56H142ZM142 57H141V60H142ZM149 57V56H148ZM150 57H151V55H150ZM153 57V56H152ZM152 57H151V59H152ZM184 57V56H183ZM201 57V56H200ZM200 57H198V58H200ZM211 57V56H210ZM214 57H215V55H214ZM10 58V57H9ZM8 58V59H9ZM13 58V57H12ZM37 58V57H36ZM43 58V57H42ZM46 58V57H45ZM146 58V57H145ZM176 58V57H175ZM213 58V57H212ZM222 58H223V56H222ZM222 58H221V60H222ZM239 58V57H238ZM5 59V58H4ZM11 59V58H10ZM84 59V58H83ZM99 59V60H100ZM104 59V58H103ZM146 59H149V58H146ZM154 59V58H153ZM159 59V58H158ZM166 59V58H165ZM184 59H185V57H184ZM188 59V58H187ZM12 60V59H11ZM38 60H39V58H38ZM93 60H95V59H93ZM140 60V59H139ZM167 60V59H166ZM173 60V59H172ZM182 60V59H181ZM201 60V59H200ZM218 60V59H217ZM221 60L219 59V61H220V64L219 65H221ZM9 61V60H8ZM13 61V60H12ZM33 61V60H32ZM40 61V60H39ZM43 61V60H42ZM80 61V60H79ZM107 61V60H106ZM206 61H207V59H206ZM212 61V60H211ZM224 61H225V59H224ZM87 62V61H86ZM152 62V61H151ZM168 62V61H167ZM170 62V61H169ZM173 62V61H172ZM209 62V61H208ZM230 62H231V60H230ZM19 63V62H18ZM23 63V62H22ZM27 63V62H26ZM92 63H94L95 64V61L94 62H92ZM91 63V64H92ZM97 63L99 64L100 62L99 61H97ZM133 62L132 61H130V60H128L127 61V66L129 67V71L127 72L128 74H125L126 75V77H124V78H126V80L124 81L123 80V82H125V85L123 86H121V84L120 85H112L111 84V86L109 87L108 85V87H106L105 85H104V87H102L100 84H99V86H101V87H97L98 89H97V91H99V92H101L102 90H104V88L105 89H110V91L112 92L111 93V96L110 97H108L107 98V101L109 100V99H111V98H114V97H116V96H118V95H121L122 94V91H123V89H128V93H127V95L125 96V97H123L124 98V105L128 108V113H124L125 115H123L122 116V122H123V124H122V126H121V128L119 127V129L116 131V129H115V133L113 134V130H111L110 132H112V134H110V132L107 130L109 127H108V120L106 119L107 117H103L104 119H106L107 120V129H105L106 127V123H104V121H102L101 119H99L97 116H94V115H91L90 113H87V112H81V113H77V114H73V113H69V114H67V115H65V116H63V117H61V118H56V123L58 122L59 123V126L58 127H60V129H59V131L56 133V132H54L55 134H57L55 137H45V136H43V134H44V132L43 131H41L42 133H37L38 135L36 136L37 138H35V137H29L28 138V140L29 139H34V140H31V141H28V142H26L25 140V142H23L22 141V139L21 138H19V139H14V140H8V141H0L1 143H0V156H4V155H6L7 157H4L5 159L6 158H11V157H13V154L15 153V152H20L22 149H28L27 151L28 152H25L27 155H29V154H31V156L32 155H37L38 156V158L40 159V158H43V157H45V156H51V160H50V162L48 163V167L47 168H49L50 170V172H49V174H46V175H44L43 176V174L40 176L39 174H38V177L40 176V179H41V182L39 183L40 184V186L42 187V189H43V193H44V202L42 203H39V206L37 207V205L35 206V205H32V203H34V199H35V195H36V193H35V189H34V192H33V194L35 193V195H33L32 193H29V192H26L27 190H29V189H27L25 192H23V194L22 195H20L21 197H22V200H23V204H27L28 206H29V204L31 205V207H27L26 206V210H23V212H24V215H22V216H20V217H18V215H17V217L18 218H14L15 219V221L13 220V222H12V224L10 223V225H6V226H0V264H107V263H109V264H139V263H136L137 261H138V259H140V258H142L143 257V254H144V251H145V253H146V250H144L147 246H144V244H147L148 242H145V241H148L147 240V234L152 230H158L159 228H161V225L162 224H164V225H167L168 223H170V222H172L173 220H175V218H177V217H179L178 215H179V213L181 212V209L185 206H187L188 204H191L190 206H196V208H198V210L200 209L201 211H202V209H204V210H206L207 211V213H208V218L205 216L206 214H205V211L203 212V214H204V216L207 218V221H208V223H210V224H212V225H210V224H208L207 223V221H206V223L208 224V225H210V230L212 231V236H211V234H209L208 236H211V239L209 238L208 240H213V241H218V243H219V247H218V249H215V247L214 246H212V248H214V249H211L212 250V252L210 251V252H206L204 249H205V247L204 248H202L203 250H204V252H202L203 250H201V247L202 246H200V247H196V248H198V250L200 249V252L197 250V251H194V250H196V249H192L191 247H190V242L192 241V240H189L190 242L188 243L189 244V246H188V244L187 245H184V244H176V243H178L177 241H175L173 244H171V245H173L172 247H169L168 248V253H166L167 255H169V256H167L166 258H168V257H171V258H168V259H172L171 261L172 262H167V264H183L184 262H186V264L188 263V264H225V263H229V261H231L233 264H245L246 263V261L248 262L249 261V263H250V261L251 260H253V259H251V260H249L250 258H252L253 257V253H251V251L252 250H254L255 251V249H253V246H255V248H257L258 246H260V247H263L264 248V219H262L261 217H259V216H256V217H254V214H256V215H259V214H257L256 212H260V211H264V194H263V191H261V189L259 190V188L257 189V187H254V185H253V187H251V186H249V187H251L252 189L254 188V191H255V189H257L256 190V193L255 192H253L252 190H251V188H250V190L252 191V192H250L249 193V191L247 190L248 189V187H247V183H245V182H247V181H245V182H243L242 180H241V177H240V179L239 180H233L234 179V174L232 175L233 176V182L234 183H236V181H237V183H236V185L240 188V189H242L244 192H246V195H248V193H249V195H248V197H246V195H245V193L244 192H241V190L239 189L238 191H239V195L238 194H236V193H238V191L235 189V190H233V194H234V191H235V196L232 194H230L229 192V190H228V187H229V183L231 184V182H232V180L231 181H229L228 183H226L230 178V176L228 177L229 179H227V181L225 182V180H222V178L224 179V175H220V174H218L217 172L219 171H221V170H219V169H221L222 167H221V165L219 166V169L217 168L216 169V167L215 166H213L214 165V163H216L217 161H219L220 162V160H217V159H219V156H220V154H222V148L225 146L224 145V143H225V141L227 140L228 141V138L226 139V137L227 136H229L228 134L230 133V131L233 129V126L236 124V121L238 120V119H234V118H229L228 120H229V123L226 125L227 126V128H222V125H221V127H218V122L216 123L215 122V117L213 118V116H207V115H204V113H205V110L203 111L202 110V112H204V113H202L204 116H207V118H206V120H205V122H206V126H205V130L204 131H206L207 130V132L209 131L210 132V134H211V136L209 137L208 136V138H210V139H208V142L207 143H205L204 142V144H202V145H200L201 147H199L198 149H197V151H196V154H189V157H183V158H185L184 160H182V161H180V160H176V158L174 159V157H173V155H175V154H173L172 156H171V154H167V153H165V151H163L162 153L164 154V158H163V161L161 162V163H155V159H152V164L151 165H153V169L152 168H146L145 166H141V165H139V163L140 162H138V165H137V160H136V152H134V155L133 156H131L130 155V153L128 152H126V151H120L119 150V145H120V147L121 146H123V145H121L122 143L121 142H124V143H126V144H124V146L125 145H131V147H133L132 146V143H133V141H137V144H138V141H147V140H149V142H151L150 141V139H153L152 138V134H151V130L152 129H154L153 127H152V125H150L149 123H148V127H146V128H144V120H145V116H143V114L142 113H146V111H145V108L146 107H144V110L142 109H140V108H138V111H139V109H140V113L142 114V115H139V114H137L136 112H134V110H133V105H128V101H133V100H135L136 101V97L138 98V99H140V100H143V95H144V93L146 94V96H147V98H148V100L150 99V93H151V88L150 87H146V86H144V85H142V83H136V82H134V80H136L135 78H136V76L137 75H139V73L141 72V68L140 67H135L133 64H132ZM145 63V62H144ZM143 63V64H144ZM147 63V62H146ZM176 63V62H175ZM174 63V64H175ZM196 63V62H195ZM194 63V64H195ZM199 63H200V61H199ZM206 63V62H205ZM210 63V62H209ZM214 63H215V61H214ZM225 63H227L226 61H225ZM16 64V63H15ZM115 64H116V66H117V70H119L120 69V67L121 66H123L122 64H120V62H115ZM135 64V63H134ZM170 64H172V63H170ZM177 64V63H176ZM192 64V63H191ZM211 64V63H210ZM29 65V64H28ZM73 65H75V64H73ZM90 65V64H89ZM100 65V64H99ZM146 65V64H145ZM186 65V64H185ZM189 65V64H188ZM218 65V64H217ZM229 65V64H228ZM237 65V64H236ZM64 66V65H63ZM62 66V68L64 69V67ZM92 66V65H91ZM90 66V67H91ZM94 66V65H93ZM92 66V67H93ZM144 66V65H143ZM178 66H180V65H178ZM212 66V65H211ZM214 66V65H213ZM84 67H85V65H84ZM128 67H126L127 69H128ZM189 67H190V65H189ZM189 67H186V68H189ZM192 67H195V66H192ZM200 67V65L198 66V68ZM7 68V67H6ZM15 68V67H14ZM17 68V67H16ZM29 68V67H28ZM175 68V67H174ZM204 68V67H203ZM206 68V67H205ZM224 68V67H223ZM20 69V68H19ZM29 69H31V68H29ZM34 69V68H33ZM70 69V68H69ZM101 69V68H100ZM121 69H122V67H121ZM167 69H169V68H167ZM177 70H179V72H180V70L182 69H178V68H176ZM194 69V68H193ZM201 69V67L198 69V70H200ZM209 69V68H208ZM227 69H228V67H227ZM27 69H25L24 71H26ZM61 70V69H60ZM147 70V69H146ZM212 70H213V68H212ZM247 70V69H246ZM6 71V70H5ZM20 71V70H19ZM22 71V70H21ZM39 71V70H38ZM37 71V72H38ZM116 71V70H115ZM155 71V70H154ZM165 71V70H164ZM174 71H176L175 69H174ZM183 71H184V69H183ZM183 71H182V73L181 74H183ZM205 71V70H204ZM225 71V70H224ZM18 72V71H17ZM27 72V71H26ZM53 72H54V70H53ZM61 72H64V71H61ZM69 72H70V70H69ZM118 72V71H117ZM152 72V71H151ZM185 72V71H184ZM193 72V71H192ZM200 72V71H199ZM199 72H196L197 73V76L200 74ZM209 72V71H208ZM35 73V72H34ZM38 73H40V72H38ZM121 73V72H120ZM153 73V72H152ZM156 73V72H155ZM160 73V72H159ZM199 73V74H198ZM204 73V72H203ZM210 73V72H209ZM62 74V73H61ZM65 74V73H64ZM189 74V73H188ZM193 74V73H192ZM190 75V76H193V75ZM202 74V73H201ZM206 74V73H205ZM205 74H202V75H205ZM223 73H221V75H222ZM243 74V73H242ZM245 74V73H244ZM63 75V74H62ZM112 75H115V74H112ZM111 75V76H112ZM120 75V74H119ZM141 75V74H140ZM151 75V74H150ZM156 75V74H155ZM155 75L153 76L154 78H155ZM165 75H166V73H165ZM169 75V74H168ZM173 75H174V73H173ZM176 75H178V73L176 74ZM217 75V74H216ZM24 76H26V75H24ZM24 76H22L20 79H19V84H30V83H32V76H29V78H25ZM66 76V75H65ZM69 76V75H68ZM87 76V75H86ZM106 76H109V75H106ZM120 76H122V75H120ZM141 76H143V75H141ZM140 76V77H141ZM200 76V75H199ZM198 76V77H199ZM245 76V75H244ZM172 77V76H171ZM196 77V76H195ZM194 77V78H195ZM202 77V76H201ZM204 77V76H203ZM239 77V76H238ZM95 78V77H94ZM99 78H101V77H99ZM103 78H107V77H105V75H104V77H102V79ZM110 78V77H109ZM117 78V77H116ZM158 78V77H157ZM165 78H167L166 76H165ZM193 78V77H192ZM191 78V79H192ZM219 78V77H218ZM59 79V78H58ZM57 79V80H58ZM119 79V78H118ZM188 79H190V78H188ZM205 79V78H204ZM239 79V78H238ZM67 80V79H66ZM93 80V79H92ZM99 80H101V79H99ZM120 80V79H119ZM119 80H117V81H119ZM164 80V79H163ZM167 80V79H166ZM184 80H187V78L186 79H184ZM195 80H197V79H195ZM200 80H202V79H200ZM227 80V79H226ZM55 81V80H54ZM63 80H61V82H62ZM68 81V80H67ZM138 81V80H137ZM146 81H147V79H146ZM150 81H151V77H150ZM189 81H192V80H189ZM194 81V80H193ZM228 81V80H227ZM52 82V81H51ZM64 82V81H63ZM86 82H87V80H86ZM86 82H84V83H86ZM105 82V81H104ZM114 82H115V79H114ZM120 82V81H119ZM143 82V81H142ZM144 82H145V80H144ZM149 82V81H148ZM153 82H154V80H153ZM166 82H168V81H166ZM186 81H184V83H185ZM210 82V81H209ZM232 82V81H231ZM235 82V81H234ZM38 83V82H37ZM59 83H60V81H59ZM82 83H83V81H82ZM88 83V82H87ZM92 83H94V82H92ZM116 83H118V82H116ZM122 83V82H121ZM136 83V84H135ZM163 83V82H162ZM161 83V84H162ZM180 83V85H174L175 87H173L174 89H176V90H178V89H180V91H182L181 89H183V85H181V83H182V81H180L179 82ZM183 83V84H184ZM196 83H199L198 82V80H197V82H195L194 84H195V86L197 85ZM226 83V82H225ZM224 83V84H225ZM17 84H18V81H17ZM33 84V83H32ZM56 84V83H55ZM54 84V85H55ZM151 84V83H150ZM164 84V83H163ZM187 84H188V82H187ZM189 84H190V82H189ZM193 84V85H194ZM235 84V83H234ZM35 85V84H34ZM60 85V84H59ZM82 85V84H81ZM91 85V84H90ZM94 85V84H93ZM98 85V83L97 84H95V86H97ZM102 85H103V83H102ZM192 84H191V86H193ZM213 85H215V84H213ZM237 85V84H236ZM264 85V84H263ZM8 86V85H7ZM85 86V85H84ZM130 86H132L131 88H129ZM155 86V91H154V93H152V94H156L157 96L159 95V91L160 92H163V90H161V86L160 85H158V84H156V85H154ZM173 86V85H172ZM187 86H190V85H187ZM186 86V87H187ZM220 86H221V84H220ZM2 87V86H1ZM24 87V86H23ZM89 87V86H88ZM166 87V86H165ZM186 87H185V89H186ZM209 87V86H208ZM210 87H211V85H210ZM72 88V87H71ZM84 88H86V87H84ZM83 88V89H84ZM153 88V87H152ZM170 88V87H169ZM189 88V87H188ZM192 87H190L189 89L192 91V89L194 88V86H193V88L191 89ZM199 89H200V87H198ZM213 88V87H212ZM230 88V87H229ZM7 89V88H6ZM94 89V88H93ZM196 89V88H195ZM194 89V90H195ZM198 89V90H199ZM202 89V88H201ZM13 90V89H12ZM19 90H22V89H19ZM57 91L59 90V89H56ZM74 90V89H73ZM88 90V89H87ZM92 90V89H91ZM96 90V89H95ZM166 90V89H165ZM170 90V89H169ZM169 90H167V91H169ZM175 90V91H176ZM184 90V89H183ZM204 91H205V89H203ZM52 91H54V90H52ZM57 91H55V93L57 92ZM78 91V90H77ZM105 91V90H104ZM172 92H174L175 93V91H173V90H171ZM170 91V92H171ZM185 91V90H184ZM187 91H189V90H187ZM211 91H213V90H211ZM221 91V90H220ZM9 92V91H8ZM7 92V93H8ZM67 92V91H66ZM72 92H74V91H72ZM127 92V91H126ZM143 92V93H142ZM153 92V91H152ZM177 92V91H176ZM179 92V91H178ZM177 92V93H178ZM183 92V91H182ZM195 92V91H194ZM198 92V91H197ZM214 93L213 94H215V90L213 91ZM225 92V91H224ZM236 92V91H235ZM262 92H263V89H262ZM20 93H22V92H20ZM39 93V92H38ZM50 93V92H49ZM58 93V92H57ZM88 93V92H87ZM103 93V92H102ZM181 93V92H180ZM188 93V92H187ZM187 93H186V95H187ZM189 93H191V92H189ZM193 93V92H192ZM221 93V92H220ZM219 93V94H220ZM13 94H15V93H13ZM18 94V93H17ZM60 94V93H59ZM92 94L94 95V93L92 92ZM164 94V93H163ZM170 94V93H169ZM172 94V93H171ZM183 94H185V93H183ZM210 93H208V95H209ZM217 94V93H216ZM221 94H223V92L221 93ZM231 94V93H230ZM253 94V93H252ZM4 95H5V93H4ZM11 95V94H10ZM16 95V94H15ZM124 95V94H123ZM122 95V96H123ZM155 95V96H156ZM175 95H178V94H175ZM175 95H170V96H167V97H169V99H170V97L171 96H173L172 98L173 99H175L174 97H175ZM180 95V94H179ZM193 94H188L187 96H189V101H190V103H192L193 104V96H192ZM205 95H206V93H201V95H200V101H205V100H207L208 98L207 97H205ZM211 95H212V93H211ZM228 95H229V91H228ZM227 95V100H228V96ZM2 97H3V95H1ZM84 96V95H83ZM160 96V95H159ZM161 96H163V95H161ZM195 96V95H194ZM213 96V98L215 97L214 95H212ZM219 96H222V95H219ZM263 96V95H262ZM5 97V96H4ZM12 97V96H11ZM15 97V96H14ZM24 97V96H23ZM62 97V96H61ZM167 97H163V98H167ZM180 97H183V96H180ZM231 97V96H230ZM10 98V97H9ZM16 98V97H15ZM17 98H18V96H17ZM122 98V99H123ZM154 98V97H153ZM172 98H171V100H172ZM197 98V99H198ZM19 99H20V97H19ZM120 99H121V97H120ZM152 99V98H151ZM150 99V100H151ZM177 99V98H176ZM175 99V100H176ZM180 99V98H179ZM187 99V98H186ZM185 99V100H186ZM198 99V100H199ZM216 98H214V100H215ZM9 100V99H8ZM53 100H55V99H53ZM53 100H52V102H53ZM57 100H59V99H57ZM153 100V99H152ZM157 100V99H156ZM163 100V99H162ZM166 100V99H165ZM178 100V99H177ZM176 100V101H177ZM181 100H182V98H181ZM183 100H184V98H183ZM195 100V99H194ZM218 100V99H217ZM232 100V99H231ZM20 101V100H19ZM119 101V100H118ZM118 101H116V102H118ZM164 101V100H163ZM167 102L169 101V100H166ZM165 101V102H166ZM187 101V100H186ZM229 101V100H228ZM227 101V102H228ZM233 101V100H232ZM252 101V100H251ZM1 102V101H0ZM82 103H83V101H81ZM156 102V101H155ZM159 102H161V100L159 101ZM183 101H181V102H179V103H182ZM197 102H199V101H197ZM218 102H220V100H218ZM222 103L221 104H223V101H221ZM254 102V101H253ZM3 103V102H2ZM8 103V102H7ZM7 103H5V105L7 104ZM90 103H91V101H90ZM89 103V104H90ZM93 103V102H92ZM91 103V104H92ZM99 103V102H98ZM126 103V104H125ZM141 103H142V101H141ZM147 103V102H146ZM154 103V102H153ZM210 103H211V100H210ZM216 103V102H215ZM225 103H226V99H225ZM230 103V102H229ZM236 103V102H235ZM238 103V102H237ZM1 104V103H0ZM18 104V103H17ZM36 104V103H35ZM53 104V103H52ZM51 104V105H52ZM155 104V103H154ZM174 104H175V101H174ZM200 104V103H199ZM206 104V103H205ZM242 104V103H241ZM244 104V103H243ZM252 104V103H251ZM14 105V107H15V104H13ZM36 105H38V104H36ZM87 105H88V103H87ZM101 105H103V103L101 104ZM114 105V104H113ZM147 105V104H146ZM156 105V104H155ZM164 105V104H163ZM170 105V104H169ZM172 105V104H171ZM209 105V104H208ZM225 104H223V105H221V106H224ZM227 105H229V104H227ZM226 105V106H227ZM234 105V104H233ZM2 106V105H1ZM0 106V120H1V118H3V117H5L6 115H2L3 114V108ZM9 106V105H8ZM47 106V105H46ZM48 106H50V104H48ZM52 106H54V105H52ZM57 106V105H56ZM68 106H69V103H68ZM67 106V107H68ZM74 106V105H73ZM77 106V105H76ZM83 106V105H82ZM93 106H95V102H94V105ZM139 106V105H138ZM142 106V105H141ZM149 106H150V104H149ZM154 106V105H153ZM152 106V107H153ZM174 106H176V105H174ZM186 106V105H185ZM192 106V105H191ZM190 106V107H191ZM214 106V105H213ZM216 106V105H215ZM214 106V107H215ZM219 106V105H218ZM232 106V105H231ZM42 107H43V105H42ZM64 107V106H63ZM70 107V106H69ZM97 107V106H96ZM136 107H137V104H136ZM163 107V106H162ZM177 107H179V106H177ZM177 107H173V108H175V109H177ZM187 107V106H186ZM210 107V106H209ZM208 107V108H209ZM217 107V106H216ZM215 107V108H216ZM220 107V106H219ZM227 107H229V106H227ZM11 108V107H10ZM37 109H39L40 110V108H38V107H36ZM35 108V109H36ZM60 108H62L61 106L59 107V109ZM104 108H106V107H104ZM148 108V107H147ZM214 108V110L212 109V106H211V109L213 110V111H216V116H217V110ZM247 108V107H246ZM16 109V108H15ZM28 109V108H27ZM26 109V110H27ZM33 109V108H32ZM37 109H36V111H37ZM42 109V108H41ZM56 109H57V107H56ZM63 109V108H62ZM71 109H73V108H71ZM96 109V108H95ZM117 109H118V106H117ZM123 109V108H122ZM152 110H153V108H151ZM155 109V108H154ZM175 109H173V111L175 110ZM180 109V108H179ZM178 109V110H179ZM194 109V108H193ZM196 109V108H195ZM204 109V108H203ZM207 109V108H206ZM217 109H218V107H217ZM222 109V108H221ZM229 109V108H228ZM69 110V109H68ZM171 110V109H170ZM177 110V111H178ZM200 110V109H199ZM212 110H210V108H209V111L208 110H206V111H208L207 113H210V111H212ZM6 111H8V110H6ZM17 111V110H16ZM63 111V110H62ZM88 111H90V110H88ZM115 111H117V110H115ZM119 111V110H118ZM144 111V112H143ZM150 110H149V108H148V112H149ZM155 110H153L152 112H154ZM157 111V110H156ZM176 111V110H175ZM184 111V110H183ZM191 111V110H190ZM193 111V110H192ZM197 111V110H196ZM219 111H220V109H219ZM218 111V112H219ZM236 111H238V110H236ZM235 111V112H236ZM243 111H245V109H243ZM19 112V111H18ZM17 112V113H18ZM29 112V111H28ZM31 112V111H30ZM33 112H35V111H33ZM39 112V111H38ZM56 112V111H55ZM146 113V115L147 114H150V112L149 113ZM171 112V111H170ZM179 112V111H178ZM189 112V111H188ZM198 112V111H197ZM222 112V111H221ZM14 113V112H13ZM20 113V112H19ZM25 113H26V111H25ZM37 113V112H36ZM61 113V112H60ZM94 113V112H93ZM122 113V112H121ZM166 112H163V114H165ZM193 113V112H192ZM199 113H200V111H199ZM206 113V114H207ZM6 114V113H5ZM27 114V113H26ZM31 114V113H30ZM38 114V113H37ZM36 114V115H37ZM98 114V113H97ZM105 114H107V113H105ZM119 114V113H118ZM162 114V112L160 113V114H158L157 116H158V118L160 119L161 117H163V115H161ZM184 114H186V113H184ZM183 114V115H184ZM188 114H190V117H192L191 116V113H188ZM188 114H187V116H188ZM197 114L198 113H196V115L195 114H192L193 115V117H194V115L197 117ZM201 114V113H200ZM211 114V113H210ZM241 114V113H240ZM13 115V114H12ZM35 115V114H34ZM115 115V114H114ZM152 115V114H151ZM161 115V117H159ZM166 115L167 114H165V117H164V119H165V121H167L166 120ZM177 115V114H176ZM180 115H182V114H180ZM222 115V114H221ZM235 115V114H234ZM8 116V115H7ZM7 116H6V118H7ZM19 116V115H18ZM21 116V115H20ZM24 116H26V115H24ZM41 117H42V115H40ZM107 116V115H106ZM184 116H186V115H184ZM183 116V117H184ZM200 116V118H201V116L202 115H199ZM215 116V115H214ZM241 116H242V114H241ZM11 117V116H10ZM13 117V116H12ZM35 117H37V116H35ZM54 117V116H53ZM56 117V116H55ZM152 117V116H151ZM170 117L172 118V116H168L167 118L168 119H170ZM173 117H176V116H173ZM223 117V116H222ZM240 117V116H239ZM238 117V118H239ZM16 118V117H15ZM14 118V119H15ZM21 118V117H20ZM28 118V117H27ZM46 118V117H45ZM150 118V117H149ZM182 118V117H181ZM199 118V119H200ZM205 118V117H204ZM221 118V117H220ZM225 118V117H224ZM9 119V118H8ZM8 119H6L7 121H8ZM10 119H12V118H10ZM39 119V118H38ZM41 119V118H40ZM43 119V118H42ZM162 120H164L163 118H161ZM178 119V118H177ZM193 119V118H192ZM201 119H203V117L201 118ZM217 119H218V117H217ZM3 120V119H2ZM28 120L30 121V119L28 118ZM112 120V119H111ZM115 120V119H114ZM147 120H148V118H147ZM150 120H151V118H150ZM172 120H173V118H172ZM182 120V119H181ZM187 120V119H186ZM194 120V119H193ZM193 120H188V121H184V120H182V122H188V123H186V124H188V125H190V121L192 122ZM204 120V119H203ZM219 120V119H218ZM224 120V119H223ZM25 121V120H24ZM40 121V120H39ZM38 121V122H39ZM116 121V120H115ZM154 121V120H153ZM165 121H162V122H165ZM177 120H175V122H176ZM12 122V121H11ZM17 122H18V120H17ZM20 122V121H19ZM18 122V123H19ZM31 122V121H30ZM51 122V121H50ZM112 122V121H111ZM119 122H120V120H119ZM118 122V124H121V122L119 123ZM147 122H149V121H147ZM195 122V121H194ZM204 122V121H203ZM2 123H3V121H2ZM13 123H15V120H14V122ZM23 123V122H22ZM29 123V122H28ZM55 123V122H54ZM151 123V122H150ZM153 123V122H152ZM151 123V124H152ZM155 124L157 123L156 121L154 122ZM154 123H153V126H154ZM238 123V122H237ZM241 123V122H240ZM6 124V123H5ZM10 124V123H9ZM8 124V125H9ZM35 124H36V122H35ZM40 124V123H39ZM110 124V123H109ZM113 124V123H112ZM147 124V123H146ZM192 124H193V122H192ZM205 124V123H204ZM2 125V124H1ZM19 125H20V123H19ZM28 126L30 125V124H27ZM37 125V124H36ZM56 125V124H55ZM11 126V125H10ZM9 126V127H10ZM12 126H13V124H12ZM16 126V125H15ZM49 126V125H48ZM52 126V125H51ZM112 127L113 126H115V127H118L119 125H116V124H114V125H111ZM149 126H151L152 127V129H150L149 128ZM170 126V125H169ZM168 126V127H169ZM174 127L173 128H176L175 127V125H173ZM191 126V125H190ZM195 126V125H194ZM197 126V125H196ZM220 126V125H219ZM237 126L239 127L240 125H239V123L237 124ZM31 127V126H30ZM133 127L135 128V133H134V131H132L133 130ZM177 127L179 128L180 126H178L177 125ZM184 127H186V125L184 126ZM183 127V131L182 132H184V131H186V130H184L185 128ZM193 126H191V128H192ZM198 127V126H197ZM235 127V126H234ZM4 128V127H3ZM6 128V127H5ZM14 128V127H13ZM16 128V127H15ZM163 128V127H162ZM165 128V127H164ZM164 128H163V130H164ZM170 128H171V126H170ZM170 128H167V129H170ZM188 128V127H187ZM190 128V127H189ZM198 128H201V127H198ZM236 128V127H235ZM11 129V128H10ZM35 130H36V128H34ZM107 132V133H103V131L104 130ZM110 129V128H109ZM155 129H156V127H155ZM161 129V128H160ZM166 129V130H167ZM172 129V128H171ZM192 129H194V128H192ZM204 129V128H203ZM224 129V130H223ZM9 130V129H8ZM14 130V129H13ZM12 130V131H13ZM19 130V129H18ZM38 130V129H37ZM51 130V129H50ZM162 130V129H161ZM161 130H160V132H161ZM176 130V129H175ZM195 130H197L196 128H195ZM213 130H217V131H215V133L213 132ZM153 131V130H152ZM158 131V130H157ZM192 131V130H191ZM199 131V130H198ZM14 132V131H13ZM27 131H25V133H26ZM48 132V131H47ZM187 132V131H186ZM193 132V131H192ZM235 131H233V134H235L234 133ZM237 132H239V131H237ZM18 133H19V131H18ZM24 133V132H23ZM158 134L157 135H159V132H157ZM178 133V132H177ZM180 133V132H179ZM188 133H189V131H188ZM188 133H186V134H188ZM193 133H196V132H193ZM250 133H252V132H250ZM17 134V133H16ZM20 134V133H19ZM36 134V133H35ZM52 134V133H51ZM54 134V135H55ZM155 134V133H154ZM164 134V133H163ZM168 134V133H167ZM189 134H191V132L189 133ZM198 134H199V132H198ZM207 134H209V133H207ZM207 134H206V136H207ZM237 134V133H236ZM18 135V134H17ZM169 135V134H168ZM167 135V136H168ZM202 135V134H201ZM238 135H239V133H238ZM9 136V135H8ZM153 136H155L156 137V135H153ZM165 136V135H164ZM170 136V135H169ZM168 136V137H169ZM174 136V135H173ZM180 136V135H179ZM183 136V135H182ZM181 136V137H182ZM188 136V135H187ZM205 136V135H204ZM234 136V135H233ZM235 136H237V135H235ZM234 136V137H235ZM240 136V135H239ZM160 137H162V136H160ZM159 136H157L156 138H157V141H160V142H158V145H159V143L161 144V139L159 140V138H160ZM243 137V136H242ZM2 138V136H0V139ZM25 138V137H24ZM53 138V139H52ZM166 138V137H165ZM171 138V137H170ZM173 138V137H172ZM171 138V139H172ZM175 138V137H174ZM183 138V140H184V137H182ZM187 138V137H186ZM201 138V137H200ZM199 138V136L197 135V133L196 134H192V137H190V142H189V145L191 146V147H194V149H195V147L197 148V146L199 145V143H200V141L202 140V139H200ZM204 138H206V137H204ZM263 138V137H262ZM167 139V138H166ZM176 139V140H175ZM174 140L175 141H177V139L178 138H175ZM180 140H181V138H179ZM232 139V138H231ZM27 140V139H26ZM154 140V142L156 141V139H153ZM152 140V141H153ZM179 140V141H180ZM206 140V139H205ZM263 140H264V138H263ZM262 139H261V142L263 141ZM226 141V142H227ZM253 141V140H252ZM149 142H148V144H149ZM164 142V141H163ZM162 142V143H163ZM171 142V141H170ZM182 142V141H181ZM203 142V141H202ZM201 142V143H202ZM229 142V141H228ZM236 142V141H235ZM259 142V141H258ZM121 143V144H120ZM140 143V142H139ZM153 143V142H152ZM152 143H150V144H152ZM166 143H168L167 141H166ZM172 143V142H171ZM174 143V142H173ZM185 143V142H184ZM183 143V144H184ZM264 143V142H263ZM140 144H142V143H140ZM147 144V143H146ZM147 144V145H148ZM154 144V143H153ZM152 144V145H153ZM169 144V143H168ZM179 144V143H178ZM181 144V143H180ZM226 144V143H225ZM233 144V143H232ZM260 144V143H259ZM258 144V145H259ZM152 145H148V147H151ZM157 144L155 143L154 144V146H156ZM157 145V146H158ZM177 145V144H176ZM175 145V146H176ZM182 145V144H181ZM138 146H140V145H138ZM160 146V145H159ZM167 146V145H166ZM175 146H173V147H175ZM185 146H186V143H185ZM226 146H228V145H226ZM232 146V145H231ZM260 146H262V144H260ZM259 146V147H260ZM161 147V146H160ZM162 147H164L165 148V145L164 146H162ZM172 147V148H173ZM181 147V146H180ZM187 147V146H186ZM122 148V147H121ZM124 148V147H123ZM127 148H129V146L127 147ZM135 148V147H134ZM168 148H170V146L168 147ZM232 148V147H231ZM264 147H262V149H263ZM126 149V146H125V148H124V150ZM132 149V148H131ZM147 149V148H146ZM151 149V148H150ZM158 149H160V148H157L156 150H158ZM162 149V148H161ZM171 149V148H170ZM174 149V148H173ZM173 149H171V150H173ZM180 149V148H179ZM189 149H191V148H189ZM188 149V150H189ZM226 149V148H225ZM143 149H141V151H142ZM153 150H154V148H153ZM168 150V149H167ZM175 150H177L176 148H175ZM186 150V149H185ZM196 150V149H195ZM135 151V150H134ZM138 151H139V147H138ZM144 151V150H143ZM149 151V150H148ZM194 151V150H193ZM193 151H191V153L193 152ZM225 151H228L227 149L225 150ZM23 152V151H22ZM133 152V151H132ZM146 152H147V150H146ZM150 152V151H149ZM154 152V151H153ZM158 152V151H157ZM185 152V151H184ZM224 152V151H223ZM24 153V154H25ZM152 153V152H151ZM171 153V152H170ZM172 153H173V151H172ZM182 153V152H181ZM194 153H195V151H194ZM227 153V152H226ZM226 153H223V154H225V156H226V158H227V155L228 154H226ZM138 154H140L141 155V153H138ZM137 154V155H138ZM143 154H145V152L143 153ZM149 154V153H148ZM163 154L162 155H160L161 157H163ZM177 154V153H176ZM187 153L185 154V155H188ZM235 154V153H234ZM18 156L20 155V154H17ZM146 155H147V153H146ZM185 155H183V156H185ZM9 156V157H8ZM11 156V157H10ZM15 157H16V154L14 155ZM24 156V155H23ZM36 156V157H37ZM142 156V155H141ZM148 156V155H147ZM144 157V158H146V160H147V158L149 157ZM159 156V155H158ZM176 156V155H175ZM182 156V155H181ZM224 156V157H225ZM229 156V155H228ZM36 157H34V158H36ZM143 157V156H142ZM142 157H140V159L142 158ZM1 158V157H0ZM3 158V159H4ZM16 158H18V157H16ZM21 158V157H20ZM26 158V157H25ZM155 158V157H154ZM178 158H181V157H178ZM4 159V160H5ZM8 159V160H9ZM13 159H15V158H13ZM19 159V158H18ZM17 159V160H18ZM37 159V158H36ZM47 159H48V157H47ZM139 159V160H140ZM143 159V158H142ZM158 159H159V157H158ZM182 159V158H181ZM3 160V161H4ZM11 160V159H10ZM25 160H27V159H25ZM143 160H145V159H143ZM217 160V161H216ZM2 161V160H1ZM0 161V162H1ZM7 161V160H6ZM6 161H5V163H6ZM19 161V160H18ZM29 161L31 162V160L29 159ZM41 161V160H40ZM49 161V160H48ZM154 161V162H153ZM161 161V160H160ZM225 161V160H224ZM223 160H221V162L223 163L224 162ZM10 163V161H7V163ZM13 162V161H12ZM14 162H15V160H14ZM21 162H23V161H21ZM158 162V161H157ZM221 162H220V164H221ZM6 163V164H7ZM18 163H20V162H18ZM27 163V162H26ZM38 163V162H37ZM46 163V162H45ZM154 163V164H153ZM1 164H3L4 165V163H1ZM0 164V165H1ZM43 164H44V162H43ZM141 164H142V162H141ZM219 164V163H218ZM218 164H217V167H218ZM224 164L226 165V162H224ZM23 165L24 166H27V165H25V162H23ZM28 165H29V163H28ZM40 165V164H39ZM145 165V164H144ZM223 165V164H222ZM6 166V165H5ZM9 166H11V164L9 165ZM148 166V165H147ZM212 166L213 167H215V169L217 170V172L215 171V173H217L218 175H220V177H221V179L220 180H222V181H224V182H221L220 180V182H221V184H220V186L218 185L220 182L219 181H217V180H215L216 181V183H217V185L219 186L218 188H216V189H218L216 192H212L213 190L212 189H210V188H207L206 190H204L205 189V187H203V185H202V183H203V181H205V180H207V179H205V176H206V172H207V170L208 169H212V172H213V168H212ZM247 166V165H246ZM4 167V166H3ZM8 167V166H7ZM32 167H34L33 165H32ZM31 167V168H32ZM37 167V166H36ZM44 167V166H43ZM221 167V168H220ZM225 167V166H224ZM6 168V167H5ZM17 167L15 166V169H16ZM19 168H20V166H19ZM19 168L17 169V170H19ZM23 169H24V167H22ZM35 168V167H34ZM37 168H40L41 169V167H37ZM183 168H185V169H183ZM186 168L188 169V171H187V173H188V175L187 176H185L184 178H185V180H183V182H181L180 183V185H178L177 183H176V185L178 186V187H172L173 185H171V187L173 188V189H175V190H172V192L170 191L171 189H169L170 188V186L167 188L168 189V191H170V193H166L168 196H166V194H164L165 196H159L160 198H163V199H160V200H158L156 197L158 196H156V195H154L155 194V192H158V190H154L156 187H159V185H161L162 183H164L165 182V184H167L166 182L167 181H172V180H178L177 178H180L179 177V174L184 170H186ZM226 168V170H228L227 169V166L225 167ZM224 168V169H225ZM25 169H26V167H25ZM148 169V170H147ZM182 170L181 172L179 171V170ZM3 170H4V168H3ZM3 170H1L0 169V171H3ZM6 170V169H5ZM8 170V169H7ZM6 170V171H7ZM10 170L12 171V169H11V167H10ZM31 170V169H30ZM29 170V171H30ZM36 170H39V169H36ZM48 170V169H47ZM223 170V169H222ZM257 170V169H256ZM20 171V170H19ZM22 171H25V170H22ZM28 171V170H27ZM35 171V170H34ZM44 171V170H43ZM211 171V170H210ZM209 171V172H210ZM230 171V170H229ZM15 172V170H14V167H13V171L12 172H9L8 174H5V176H2L1 174H0V176H2L3 177V180H5L3 183H0V192L1 191H3L4 189H5V185H9L10 186V184L11 183H13V182H15L16 180H18V179H20L19 177H21L22 175L24 176V177H22V179L23 178H25V176H28L29 177V175H28V173H21V171H20V173L21 174H19L18 172V174L17 173H14ZM32 172H33V170H32ZM37 171H35V173H36ZM39 172V171H38ZM46 172V171H45ZM208 172V173H209ZM224 172V171H223ZM230 172H232V170L230 171ZM230 172H227V173H230ZM241 173H242V171H240ZM5 173V172H4ZM4 173H2V174H4ZM7 173V172H6ZM179 173V174H178ZM183 173V172H182ZM182 173H181V175H182ZM186 173V174H187ZM220 173H222V171L220 172ZM30 174V173H29ZM33 174V173H32ZM31 174V175H32ZM45 174V173H44ZM243 174V173H242ZM263 174V173H262ZM184 175V174H183ZM183 175H182V177H183ZM230 175V174H229ZM240 175V174H239ZM34 176H36L35 174H34ZM178 176V177H177ZM216 177H217V179H219V176H217V175H215ZM237 177H239L238 175H236ZM260 176V175H259ZM264 176V174L262 175V176H260V177H262V178H264L263 177ZM27 177V179L29 180L30 179V177L28 178ZM177 177V178H176ZM209 178H211V177H214V176H211L210 174H209V176H208ZM207 177V178H208ZM258 177V176H257ZM260 177H258L259 179H260ZM1 178V177H0ZM32 178H35L36 179V177H32ZM208 178V179H209ZM247 179H248V177H246ZM262 178H261V181H262ZM2 179V178H1ZM0 179V180H1ZM26 179V180H27ZM39 179V180H40ZM212 179V178H211ZM236 179V178H235ZM249 179H250V177H249ZM258 179V180H259ZM31 180V179H30ZM34 180V179H33ZM175 180V181H176ZM213 180H214V178H213ZM241 180V181H240ZM251 180H253V177H252V179ZM20 181H21V179H20ZM24 181V180H23ZM170 181V182H171ZM26 181H24L23 183H25ZM28 182V181H27ZM180 182V181H179ZM206 182H209V181H206ZM254 182V181H253ZM257 182V179H256V181H255V183ZM262 182H264V179H263V181ZM262 182H261V184L260 185H262ZM16 183H17V181H16ZM21 183V182H20ZM215 183V184H216ZM246 185H245V184ZM250 183V182H249ZM251 183H252V181H251ZM258 183V182H257ZM38 184V185H39ZM164 184V185H165ZM169 184V183H168ZM264 184V183H263ZM19 185V184H18ZM18 185L16 186V187H18ZM22 185V184H21ZM32 185V184H31ZM207 185H209V184H207ZM216 185V186H217ZM235 185V187H237ZM251 185V184H250ZM256 185V184H255ZM258 185V184H257ZM259 185V186H260ZM175 186V185H174ZM204 186H205V184H204ZM210 186V185H209ZM215 186V187H216ZM231 186V185H230ZM16 187H15V190H16ZM23 187V186H22ZM35 187V186H34ZM167 187V186H166ZM234 187V188H235ZM261 187V186H260ZM8 188V187H7ZM10 188H11V186H10ZM14 188V187H13ZM38 187H36V189H37ZM232 188V187H231ZM230 188V189H231ZM233 188V189H234ZM12 189V188H11ZM40 189V188H39ZM74 189L77 191V193H76V195L75 194H73L72 193V191L74 192ZM159 189V188H158ZM164 189V188H163ZM162 189V190H163ZM167 189H166V191H167ZM264 189V188H263ZM262 189V190H263ZM22 190V189H21ZM160 190V189H159ZM261 191V194H258L257 193V191ZM14 191V190H13ZM12 191V192H13ZM31 191V190H30ZM152 191H154V196H156L155 198L159 201L158 203H156V202H154V206L149 210V208H150V204H153V203H148V204H145V206H146V208H148V210L149 211H146L145 213L144 212H140V209H139V211H138V208H137V205H139L138 203H140V201L142 202V201H144L143 199L141 200V198H144V197H146V196H148V198L150 199V193H153ZM164 191V190H163ZM221 191H223V193L224 192H226V191H228V193L229 194H227V195H229L226 199H227V201H225L224 199H221V198H219V196H218V193L219 194H222V192ZM232 191V190H231ZM4 192H7V191H4ZM3 192V195L5 194ZM9 192V191H8ZM21 192V191H20ZM204 192H206L205 194H204ZM242 194H241V193ZM248 192V193H247ZM11 193V192H10ZM160 193V192H159ZM159 193H157V194H159ZM165 193V192H164ZM6 194H8V193H6ZM12 194V193H11ZM15 194V193H14ZM7 195V196H10L8 199H7V202L4 200V198L3 197H1L0 196V210H6L7 212H8V214H9V212L12 210H16L17 209V206H19V204L17 203V200L19 199H17L15 196L16 195ZM20 194V193H19ZM38 194V193H37ZM163 194V193H162ZM240 194H241V196L243 195V196H245L243 199H245V198H247L246 200H247V202H244V201H246V200H244V201H241L242 199L240 198L241 196H240ZM0 195H2V194H0ZM2 195V196H3ZM146 195V196H145ZM153 195L151 194V198H152V200L154 201V197H153ZM160 195V194H159ZM205 195H207V199H206V202L204 201L205 200ZM225 195H226V193H225ZM224 195V196H225ZM73 196H75V197H73ZM76 196H77V198H76ZM4 197H6V196H4ZM19 197V196H18ZM39 197V196H38ZM158 197V198H159ZM57 199H59L60 201L59 202H57ZM155 199V200H156ZM20 200H21V198H20ZM145 200H147V198L145 199ZM152 200L151 201H149V202H152ZM156 200V201H157ZM21 202V201H20ZM145 202V201H144ZM143 202V203H144ZM137 205H136V204ZM145 203H147V202H145ZM23 204H21V205H23ZM134 204L136 205V207L135 208H137V211L136 212H134V208H133V206H134ZM19 206L21 209L24 207V205H23V207L22 206ZM142 206H143V208L145 207L143 204H141ZM141 205H139V206H141ZM149 207H148V206ZM16 206V207H15ZM138 206V207H139ZM141 206V207H142ZM16 209H15V208ZM18 207V208H19ZM183 208V209H187V208ZM25 208V207H24ZM41 208H42V211H41ZM131 208H133V210L131 209ZM136 214V216L134 217L135 218V220L133 221V218L131 219V218H129V220L127 219V218H125V217H130V216H133V212H132V214L130 213L131 212V210ZM142 209V208H141ZM13 211V212H14ZM195 211H197V210H195ZM229 211H233L232 213H233V215L234 216H236L235 214H237V219L239 220V216H238V214L240 213V220L243 218L242 217V215L244 214V219L246 220L245 222L246 223H244L243 221V223L242 224H240V222L238 223L237 221L236 222H234V225H233V228H232V230H230V228L229 227H226L227 229H226V231L223 233V231H224V229H223V231H222V233H223V235L221 234V233H219L218 231L217 232H215L216 230H213V225H214V228H217V226L219 227L220 225H222L223 226V224L224 223H222L223 221H227V219H228V221L230 220V221H232L231 219H233V215L232 214H228L229 213ZM16 212V211H15ZM40 212H43L41 215H43L45 218H49V217H52L53 216V214H51L52 212L54 213V216L52 217L53 218V220H51L50 219V221L52 222V221H54V222H58V226H56V227H58L56 230H57V232H68V231H70V234L72 233V237H71V240H69L68 239V242H65V243H55V242H52V243H50V242H36L37 244H35L34 243V245H33V242L32 241H30V242H28V240L26 239V233L25 232H27L28 230H27V228H29L30 226L31 227H33L34 228V230L36 231L35 233L37 234L36 235V237L38 236V238H42V240L46 237L45 236V234L47 233L44 229H42L39 225H37V223H39L38 221V219H37V223L34 221V222H32L31 220L32 219H34V218H36L35 216H37V214H39ZM45 212H47V213H45ZM187 212H188V210H187ZM199 212V211H198ZM235 212V213H234ZM5 213V212H4ZM3 213V214H4ZM124 213H126V215H125V217H123L121 214H124ZM129 213V214H128ZM194 213V212H193ZM243 213V214H242ZM3 214H1L0 216L2 217V215ZM131 214V215H130ZM195 214V213H194ZM203 214H202V217H203ZM6 215V214H5ZM40 215V216H41ZM128 215V216H127ZM227 215V216H226ZM228 215H232L230 218H228ZM250 216L251 218V220H249V221H251V222H249L247 219H248V216ZM4 217V216H3ZM38 217V216H37ZM264 217V216H263ZM4 218H6V217H4ZM8 218V217H7ZM6 218V219H7ZM11 218H13L12 216H11V214H10V220H11ZM40 218H42V217H40ZM39 218V219H40ZM186 218V217H185ZM190 218V217H189ZM192 218V217H191ZM195 218V217H194ZM194 218H192V220L194 219ZM204 218V217H203ZM130 219H131V222H130ZM201 219V217H199V220ZM235 219V218H234ZM1 220V219H0ZM9 220V219H8ZM9 220V221H10ZM36 220V219H35ZM42 221H43V219H41ZM46 220V219H45ZM45 220H44V222H45ZM182 220V219H181ZM195 220V219H194ZM192 221V223L193 222H195V221ZM197 221H198V217H197V219H196ZM2 221V220H1ZM191 221V220H190ZM196 221V222H197ZM202 221V220H201ZM201 221H200V224H199V221H198V224H197V226L199 227L200 225H201ZM217 221H220L219 222V224L220 225H217ZM227 221V223H230V222H228ZM48 222H49V220H48ZM53 222V223H54ZM178 222V221H177ZM195 222V223H196ZM205 221H203L202 222V224L204 223ZM249 222V223H248ZM1 223V222H0ZM5 223H7L6 222V220H5V222H4V224ZM195 223H193V224H191V226L192 225H194ZM206 223H205V226H206ZM22 224H25L23 227H22ZM27 224V225H26ZM40 224V223H39ZM42 224H44V223H42ZM52 224V223H51ZM175 224V223H174ZM177 224V223H176ZM56 225V224H55ZM196 225V224H195ZM194 225V226H195ZM46 226V225H45ZM201 226H204V225H201ZM226 226H228V225H226ZM56 227H53V228H56ZM124 227H128V229L130 228V229H132V230H134V232H132L133 234H132V239L130 240V235H129V241L128 242H126V244H124V242L122 243L120 240H118V238H114V240H110V237H112V236H110L111 234H115V236L117 237V235H118V232L120 231V229H124ZM44 228V227H43ZM126 228H125V230H126ZM189 228H191L190 230L192 231V227H190L189 226ZM47 229H48V227H47ZM51 229V228H50ZM171 229V228H170ZM180 229H182V227L180 228ZM185 229V228H184ZM187 229V228H186ZM204 229L205 228H203V231L202 230H200V231H202V232H204ZM206 229H207V227H206ZM218 229V228H217ZM33 230V229H32ZM52 230V229H51ZM173 230V229H172ZM175 230V229H174ZM183 230V229H182ZM195 230H198L197 228L195 229ZM208 230V229H207ZM240 230V231H239ZM31 231V230H30ZM49 231V230H48ZM152 231L150 232L151 233V237H152ZM162 231V230H161ZM181 231V230H180ZM188 231H189V229H188ZM194 231V230H193ZM56 232V234L58 235V233ZM126 232H128V231H126ZM158 232H160L159 230H158ZM184 232H186V231H184ZM240 232V234L238 235L237 233H239ZM33 233V232H32ZM120 233V232H119ZM137 233H139V236H136V234ZM155 233V232H154ZM153 233V234H154ZM162 233V232H161ZM169 233V232H168ZM182 233V232H181ZM180 233V234H181ZM194 233V232H193ZM205 233V232H204ZM25 234V235H24ZM48 234H51V233H49L48 232ZM122 234V233H121ZM128 234H130V231H129V233ZM163 234V233H162ZM162 234H160V235H162ZM192 234V233H191ZM203 234V233H202ZM23 235L25 236V237H23ZM34 237H35V234L33 233L32 234ZM155 235V234H154ZM182 235H183V233H182ZM196 235H199V234H197V232H196ZM45 236V237H44ZM48 236H50L51 237V235H48ZM126 236V235H125ZM128 236V235H127ZM126 236V237H127ZM149 236H150V234H149ZM188 236V235H187ZM187 236H186V239L185 240H187V239H189V238H187ZM207 236V235H206ZM207 236V237H208ZM31 237V236H30ZM35 237V239L37 240L38 238H36ZM63 237V236H62ZM67 237V236H66ZM125 237V238H126ZM188 237H190V235L188 236ZM193 237V236H192ZM202 237V236H201ZM205 237V236H204ZM206 237V238H207ZM119 238H120V236H119ZM154 238H155V236H154ZM206 238H205V240H206ZM30 239V238H29ZM39 239V240H40ZM45 239H47V237L45 238ZM53 239V238H52ZM51 239V240H52ZM128 239V238H127ZM127 239H125V240H127ZM149 239V238H148ZM151 239V238H150ZM152 239H153V237H152ZM151 239V240H152ZM159 239H160V236H159ZM194 239V238H193ZM197 239V238H196ZM35 240V241H36ZM41 240V241H42ZM58 240V239H57ZM59 240H60V238H59ZM61 240H63V239H61ZM124 240V241H125ZM156 240V239H155ZM153 241V242H156L157 243V241H158V239H157V241ZM179 240V239H178ZM199 240H200V238H199ZM47 241V240H46ZM197 241V240H196ZM195 241V242H196ZM63 242V241H62ZM151 241H149V243H150ZM180 242V241H179ZM183 242V241H182ZM205 242V241H204ZM207 243H208V241H206ZM205 242V243H206ZM148 243V244H149ZM155 243V244H156ZM170 243V242H169ZM199 243V242H198ZM202 243V245L204 244L205 245V243H203V241L201 242ZM151 244V243H150ZM150 244H149V246H150ZM176 244V245H175ZM192 244V243H191ZM194 244V243H193ZM200 244V243H199ZM166 245V244H165ZM164 245V246H165ZM168 245H170V244H167L165 247H167ZM195 245H197V242L195 243ZM195 245H193V246H195ZM201 245V244H200ZM208 245V244H207ZM213 245V244H212ZM148 246V247H149ZM152 248H153V243H152ZM198 246V245H197ZM210 246V245H209ZM216 246V245H215ZM229 246V247H228ZM260 247H258V248H260ZM151 248V247H150ZM164 247H162V249H163ZM194 248V247H193ZM147 249V248H146ZM161 249V251L163 252V250ZM208 249V248H207ZM206 249V250H207ZM209 249H210V247H209ZM209 249L207 250V251H209ZM262 249V248H261ZM150 250V249H149ZM166 250H167V248H166ZM152 251H153V249H152ZM253 251V252H254ZM258 252V251H257ZM104 253V254H103ZM260 253V252H259ZM263 253H264V251H263ZM147 254H148V252H147ZM163 254H165V253H163ZM180 254V255H179ZM253 254V255H252ZM258 254V253H257ZM257 254H256V256H257ZM150 255L152 256V254H151V250H150ZM177 255H179V256H185V257H183V258H185V259H183V261L181 260L182 259V257L180 258L179 256H178V258H180L179 259V261L176 259V256ZM148 256V255H147ZM160 256V255H159ZM255 257V256H254ZM253 257V258H254ZM145 258V257H144ZM144 258L142 259V261L144 260ZM148 258V257H147ZM161 258H165V256L163 255H161ZM258 258H259V256H258ZM261 259H259L260 261H258L257 262V260H255L257 263H259V264H264V256H261L260 257ZM149 259H150V257H149ZM158 259H160V257H158ZM255 259H256V257H255ZM146 260V259H145ZM145 260L143 261L144 262V264L146 263L145 262ZM142 261H141V263L140 264H142ZM147 261V260H146ZM150 260H148V262H149ZM153 261V260H152ZM160 261V260H159ZM165 262L166 260H162V262ZM148 262L146 263V264H148ZM156 261H154V263H155ZM157 262H158V260H157ZM182 262V263H181ZM251 262H253V261H251ZM257 263H255V264H257ZM150 264V263H149ZM152 264V263H151ZM247 264V263H246ZM253 264V263H252Z\"/></svg>",
    "mask_w": 264,
    "mask_h": 264
}]
</instances>
